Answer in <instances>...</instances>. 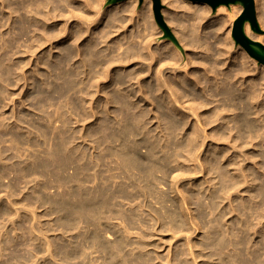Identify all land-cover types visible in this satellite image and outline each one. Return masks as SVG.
Returning a JSON list of instances; mask_svg holds the SVG:
<instances>
[{"label":"rangeland","instance_id":"rangeland-1","mask_svg":"<svg viewBox=\"0 0 264 264\" xmlns=\"http://www.w3.org/2000/svg\"><path fill=\"white\" fill-rule=\"evenodd\" d=\"M14 1V0H13ZM135 2L134 4H135V14H134V16H133V18H131V19H133V20H131V19H127V18H129L128 17V15H127V13H125V11H123V13H122V11H121V8H123L124 9V5H125V8L126 7H128V4L130 3V2ZM185 1L186 0H176L175 1V5H176V9H177V12L178 13H180V16L183 18V20L185 21H182L181 22V24H180V28H181V26H183L181 29H183V28H185V23H186V21L188 22V23H186V26H188L189 25V23L190 22H192V23H190L191 25H192V27L194 26V24L197 22V25H195L194 26V28L197 26V27H199V29L197 28V30H198V33H199V31H200V34H198L197 33V30H196V28L194 29H192V27H191V25H189L188 27L190 28L191 27V31H192V33H194L193 35H195L196 34V37H197V39H199V37H200V39L197 41V42H193L192 43V41H190L189 39H188V34L186 33V31H185V29H183V31L181 30V31H179V32H182V33H179L178 34V32H176L175 31V27H174V25H176L175 24V22H172V20H170V18L168 19V17H170L171 15H172V13H171V10H170V8H169V5H167V2L165 1V0H160V2H161V13H162V15H163V18H164V20H165V22L167 23V28H165V30L164 29H162L161 27H163L161 24H160V22L157 20V18H156V16H155V12H154V2H153V0H104L103 1V3L101 4V14H99V16L97 15L96 17H98V18H96L95 17V21H91V19H89L87 22H86V26L88 25H90L91 24V26H94V28L92 29V32L93 31H96V29L97 30H99V28L101 29V26H102V28L105 26V27H107V29L109 28V29H111L112 30V32H111V30H109L108 29V31H107V29L106 28H104V30H105V32L107 31L108 33H107V36L109 35V37H107L106 36V33H103V35L101 36V32L99 33V35H98V41L100 42L99 43V45L100 46H98L99 48H107V46H108V40H113V42L115 43V44H117V45H115V44H113V45H115V49H117V50H114V52H113V54L114 55H112L111 53V51H110V49H100L101 51H103V52H101V53H99L100 54V56L102 55V56H104V53H105V57L104 58H108V55L109 54H107V53H109V52H111L110 54L112 55V56H115V57H117V54H118V56L119 57H121L122 55H120V54H122L123 52H124V50L127 48V47H129V46H125V44H132V46L135 44V46L136 45H138V46H140L141 45V42L143 41V40H141L140 41V43H139V40H140V37L142 36V35H144V36H142L141 37V39L144 37H148V36H146V33H147V35L149 34V33H151L152 31H153V29L154 28H152V25H153V27H155V31H153L149 36H151L152 34H154L152 37H153V39H155V40H152V44H154L153 46H156V44L158 45L160 42H161V40L162 41H164V40H166V41H168V43L170 42V45H172L173 46V48H174V51H176L175 52V55L179 58V63L177 62V64H176V62H173L174 60L173 59H171L170 57H166V58H164L162 61H165L164 63H166V64H163L162 65V72L164 73V75H166V76H168V77H174L175 76V74L177 73V74H179V75H184V73L186 72L187 73V75H189V73L190 74H192V76H197L198 74H201V73H203V74H205L206 76H207V78H206V76H205V78H203L202 79V81H201V83H199V84H196L195 83V81L196 80H194V78H192V79H189V81L191 80V82H189L190 84L189 85H191L192 87H194L195 88V90H197V89H199V93L201 94L200 95V97H195V95H193L192 94V98L194 99V102L196 101H200L201 100V102L202 103H204L205 102V100H206V102L205 103H208V106H206L205 108L203 107L202 109L203 110H207V111H209L210 110V108H212V110H213V106H215V109H220L221 110V112H222V115H226V122L225 121H223V124H225L224 126H226V128H227V130H228V135H231V139L232 138H235V139H233V142H231V143H233V144H231L230 142H228L227 143V140L225 141L224 139H219L220 141H218V139L216 140L215 138V140L213 141V139H210L209 137H214L215 135H213L212 133H211V130L212 129H210L211 127H212V125L214 126V124H217V123H221L220 122V120L218 121V120H216L217 122H214L213 124H210L209 125V129H210V131H209V129H208V126H207V130H205L204 132H207V134L208 133H210V134H208V135H210L207 139H206V141L207 142H210L208 145H210V146H208V145H204L205 147H203V146H201V147H199L198 149H196V150H193V153H195V154H191V155H189V156H187V154H188V151L186 152V150H182V149H178V150H176L177 152H179V160H177L178 161V163L177 162H173V170H172V172L169 174V175H167L166 177H164V179H163V182H161V183H163V184H157L158 185V187H159V189H161L162 191L164 190V192H166L168 189V192H166L167 194H169V195H180V194H182L181 192H179V193H177V188L174 186L175 184H174V181L172 180L173 178H174V176H176V174H177V180H179L178 181V183H181L180 184V186L182 187L181 189L183 190V191H192V192H194L195 193V197L193 196V202L192 203H189V204H186V205H183L184 207H183V209H182V213H183V217H184V219H185V221H186V223L187 222H189V223H187V229L186 228H182L180 231L179 230H171V229H169V227L170 226H168L167 224H165L164 225V222L162 223H160V222H155L156 223V225H155V223L153 222V221H155V219H153L151 216H150V214L148 213L149 212V210L146 208V207H143L142 208V210H144V208H145V212H143V211H141L140 210V208H136V205H133V206H131V205H128V204H124V206L125 207H128V208H131V207H134V208H136L137 210H136V212H139V210L142 212V215H143V218L144 219H146V217L145 216H149L147 219H146V224H140V223H142V222H138V223H136L135 224V227H133V228H131L132 229V235L130 236L131 237V239H133L134 241H138V240H140V242H142L143 240L142 239H138V238H140V236H138V235H140L142 232L144 233V234H146V236H148V234H149V236L147 237V239H144V241H147V242H149V243H145L144 245L146 246L145 247V249L146 250H150L151 252H153L154 251V254L153 255H156V256H154V258H157V261H154V262H152V264L154 263V264H161L162 263V261H161V259L163 258V259H165V258H167V259H171L172 257H174V258H172L173 260H171V263L172 264H176V262H178V261H180V259H182V258H184L185 257V254H183V253H179L178 251H180V249L179 248H181V250H185V252L186 251H189L187 248H188V243L190 242V243H192V244H194V246L196 245H199V246H197V248H196V246L194 247L195 249H196V252H198V253H200V255H202V252H200V250H204L203 248H205L204 246H202V242H203V238H204V235H205V233H206V235L205 236H209V235H211L212 234V232L214 231V227H218L219 228V230H220V232L221 231H223V230H225V229H223V228H220L219 227V225L218 224H221L219 221H218V219H221L220 218V216H221V214L223 215L224 214V212H225V214L223 215V217H222V222H223V224H224V227H229V226H231L230 227V231L227 229V232H226V234H228L229 236L230 235H232V236H230L229 238L230 239H232L233 238V240H234V242L237 244V247H238V245L240 244V246H242L243 247V249L245 250V251H243V254H242V257L244 256V257H246L247 259H251V258H253V256H258L259 254L261 255V256H259L260 258H261V260H262V263H260V264H264V240L262 241V239L264 238V210H262V208L264 209V196H261L262 195V193H261V190L263 191V195H264V148H262V147H264V129H262V128H264V110H263V108H264V63L263 62H260L259 60H257L256 58H254L253 56H251L250 54H249V52L239 43V42H237V40L234 38V36H233V33H232V31H233V25H234V22H235V20H236V18L241 14V12L243 11V9H244V2L242 1V0H237V1H233V2H230V3H222V4H219V5H217V6H213V5H211L210 3H207V4H203V6H205V5H207L208 7H209V9H207V12H208V15L212 18L211 19V21H213V24H211V26L213 25H216L217 23H218V20H219V17H222V15H224L226 18H227V23L224 25V26H222V28H219V29H214V28H211V26H210V23L209 22H206V19L207 18H202V16L200 15V13L199 12H197L196 13V15H192V13L191 12H193V11H195L194 9V7H191V6H189L188 5V8H187V4H185ZM193 1V0H192ZM262 1H264V0H262ZM255 2H256V20H257V25H258V27H256V26H254V25H252V23H251V31H252V35H249V33H248V31H247V29L244 27V31H245V34L249 37V38H251V39H253V40H255L256 42H257V44H252V46H254L255 45V47L257 48V49H262V51H260V50H257V49H255L254 47V49H255V51H257L261 56H263L264 57V23H263V21H264V14H263V9H262V5H261V0H255ZM3 3V2H2ZM2 3L0 2V12L2 13H0V25H2L0 28H1V30H0V59L2 60V61H0L1 63V70H0V77H2L1 79H0V95L2 94V97L0 96V121H1V123H0V133H3V134H0V152L3 154H1L0 155V187L2 186V188H0V264H8L9 262H10V264H26L25 262H27V264H37V263H39V264H64L65 263V261H64V259H65V257H64V254L62 253V251H61V247H62V245L63 246H65L66 244L65 243H70L71 242V247H74V245L77 243V239H78V231H81L82 229V233H85V231L87 232L88 231V226H86V224H81L82 226H81V228H80V230H79V228H77V230H75L76 228H73L72 230L70 229V231H68V232H66L67 230L65 229V231H64V229H62V226H59V224L57 225V220L59 219V217H60V214H59V212H53L51 209H49L50 208V204H48L49 202L47 201L48 200V198H50V197H53L54 196V198H56L57 197V199L58 198H62V194L63 193H65L68 189H70L71 188V186L70 185H74L75 183H78L79 185L81 184V183H79V182H75L74 181V183L73 182H71L72 184H67V185H65V183H63L62 181H60V180H58V176H57V174H58V172H59V176H60V173H61V175H65V172H66V174H75V173H78V172H81V173H79L82 177L83 176H89V172H90V176L89 177H92L91 179H92V182H94V184H92V182L90 181V180H88V181H86L85 182V186L86 187H90V188H92L93 186H95V185H97V183H99V182H101L98 178V180L95 178V177H97V176H95V175H97V171H98V168L100 169V167L102 166V172L105 174L106 172V176H111L112 175V173L114 172V170L115 169H113V166L112 165H114V163H115V157H114V155H111L110 154V152L109 153H107L108 151H107V149L106 150H102L103 152L101 153V149L100 148H95V145L93 146V142L95 141V140H93V139H96V137H98V136H96V135H98V134H96L95 133V131L94 130H96L97 129V127H99L100 126V124H98V123H100V122H102V117L103 116H101L102 114H99L98 116H96V115H92L89 119H92V120H88L87 119V121H83L84 119L82 118V116H81V114H80V110H81V107L83 106H90L89 105V102L91 101H89V102H84V100H83V97H81L82 95L80 94V93H82V92H80V88L81 87H83L84 86V84L82 83V77H81V74H80V76L78 75V73L77 72H79V71H77L76 73V83H77V86H75V87H80V88H78V90H79V92H78V90H77V88H72L71 90H72V93H71V90H69V91H67L66 90V88H64V83H63V81L61 80V79H58L57 78V76L55 75L56 74V71L55 70H52V69H49L46 65L44 66L43 64H44V61H45V63L46 62H54V61H56L57 59H58V56L60 57L62 54H61V48H60V46H63L64 44H65V42H69V44L71 45V46H73L74 44H73V40L72 39H64V35L63 34H61V35H59V38H57L56 36H54V38L55 39H52L53 37H51L50 39H45V40H41L40 42H39V44H37V39H39V34H40V30H42L43 29V27L44 26H47V25H44V24H42L41 22H36L35 24H33V25H31V27H29L28 29H27V31L25 32V33H23V34H20L19 33V29H17L16 27H18V21L16 22V19L17 20H19L18 18H19V13L20 12H22L23 13V15H26L28 18H29V15H27V14H25L26 13V11H24L23 9H18L17 8V6H16V3L15 4H13L12 6H8V5H5L4 6V4L2 5ZM9 3V2H8ZM199 5L200 4H197V2H196V5H195V7L197 8H200L199 7ZM7 6V7H6ZM123 6V7H122ZM151 6V7H150ZM201 7H202V5H200ZM240 7V6H242V10H241V12L239 13V14H237L236 13V9H233L234 7ZM13 7V8H12ZM121 7V8H120ZM178 7V8H177ZM8 8H10V9H8ZM17 8V9H16ZM116 8V9H115ZM119 8H120V12H119ZM147 9V10H145V11H147V12H145V11H143V14H144V16H145V18L147 19V17H148V20H146L145 18H144V16L142 15V11H140V10H144V9ZM14 9V10H13ZM113 9V10H112ZM115 9V10H114ZM151 9V10H150ZM192 9V10H191ZM203 9V8H202ZM4 11V13H3V11ZM107 11V10H109V11H107L105 14H103V11ZM111 10V11H110ZM170 10V11H169ZM188 10L190 11V12H188ZM10 11H14L13 13L12 12H10ZM17 11V12H16ZM20 11V12H19ZM113 11H115V12H118L119 13V15L120 16H124L125 15V17H126V19H124V21H126L127 20V22L126 23H124V21H123V24H126V26L125 27H123V28H120L121 30H119V31H117L116 30V28H117V26H116V24H117V20L115 19V17L113 18ZM180 11V12H179ZM9 12V13H8ZM137 12H138V14H137ZM150 12V13H149ZM184 12V13H183ZM10 13H12V14H10ZM15 13V14H14ZM17 13H18V15H17ZM107 13L109 14L108 16H107ZM112 13V14H111ZM147 13V14H146ZM151 13H152V15H151ZM186 13H187V15H186ZM262 13V14H261ZM8 14V15H7ZM141 14V15H140ZM149 14V15H148ZM170 16H169V15ZM188 14H190V16L188 15ZM6 15H7V17H6ZM9 15H11V17L9 16ZM14 15H15V18H14ZM138 15V16H137ZM148 15V16H147ZM182 15H184V16H182ZM262 15V16H261ZM17 16V17H16ZM112 16V17H111ZM143 16V17H142ZM147 16V17H146ZM153 16V17H152ZM188 18H187V17ZM191 16H193V18L191 17ZM195 16V17H194ZM2 17H4L3 19H6V20H4L3 21V19H2ZM138 17V18H137ZM149 17H150V19L151 20H154L153 21V24L151 23L152 21L149 19ZM186 17V18H185ZM260 17H262V18H260ZM9 18V19H8ZM21 18V17H20ZM103 18V21L102 22H98V25H96V23H97V19H99V20H101ZM106 18H108V20L106 19ZM146 20V22L148 23L147 25H146V30H144L145 29V26H144V24L143 23H145V20ZM260 18V19H259ZM112 19H114V20H112ZM142 21H141V20ZM169 20V22H167V20ZM187 19H189V20H187ZM193 19H196L197 21L194 23L193 21ZM202 19V20H201ZM67 20V19H66ZM64 21V23L66 24V22H68V20L67 21ZM69 20H73L72 18L70 19L69 18ZM106 20V21H105ZM116 20V21H115ZM132 22H131V21ZM140 20V21H139ZM198 20H200L199 21V23H198ZM216 20V21H215ZM3 21V22H2ZM13 21V22H12ZM34 21V20H33ZM33 21H31V23H33ZM52 21H54L53 19L52 20H49V21H47L48 23H50V22H52ZM105 21V22H104ZM108 21H111L112 22V26H111V22H110V27H109V22ZM115 22V25H113L114 24V22ZM130 21V22H129ZM137 21V22H136ZM35 22V21H34ZM103 22H104V24L105 25H102L103 24ZM129 22V23H128ZM141 24H143V25H141ZM184 22V24H182ZM246 22V21H245ZM4 23V24H3ZM68 23H70V21L68 22ZM87 23H89V24H87ZM128 23V24H127ZM152 25H151V24ZM172 23V24H171ZM209 23V24H208ZM6 24V25H5ZM28 24V23H27ZM108 24V25H107ZM136 25V24H138V26L136 25V26H134L133 27V25ZM146 24V23H145ZM156 24V25H155ZM200 24V25H199ZM14 25V26H13ZM17 25V26H16ZM100 25V26H99ZM155 25V26H154ZM4 26V27H3ZM33 26V27H32ZM52 26V27H51ZM87 26V27H88ZM98 26H99V28H98ZM144 26V28H142ZM151 26V28L152 29H150L149 27ZM245 26V25H244ZM9 27V28H8ZM35 27H36V29H35ZM40 27V28H39ZM49 28H51V29H53V27H54V31L56 30H58V29H56L57 28V25L56 24H52V25H50V26H48ZM116 27V28H115ZM140 27V28H139ZM188 27H186V29H187V31H189V32H191L190 30H188ZM31 28H33V29H31ZM96 28V29H95ZM115 30H114V29ZM130 28V29H129ZM136 28H139V31L140 32H138L137 33V29ZM147 28H149V29H147ZM40 29V30H39ZM144 30V31H146V33H142L141 34V32H144V31H142V30ZM18 30V31H17ZM38 30V31H37ZM132 30L135 32V33H133L134 34V38H131V34H132ZM150 30H152V31H150ZM114 31H115V33H114ZM123 31H125V32H123ZM148 31V32H147ZM18 32V33H17ZM123 32V33H122ZM129 32V33H128ZM34 33V34H33ZM112 33V34H111ZM117 33V34H116ZM128 33V34H127ZM131 33V34H130ZM137 33V34H136ZM140 33V34H139ZM184 33V36L183 35H181V34H183ZM111 34V35H110ZM121 34V35H120ZM123 34V35H122ZM124 34H125V36H124ZM130 34V35H129ZM133 34H132V37H133ZM186 34V35H185ZM35 35V36H34ZM89 35H91V32L90 31H87V34H86V32H85V34L81 37V39H79L78 40V42H79V46L81 45V46H83V45H87V43L89 44V41H90V39H91V36H89ZM105 35V36H104ZM120 35V36H119ZM177 35V38L176 39H178L177 41H178V43L177 42H175V40H174V36H176ZM181 35V39H179V37L178 36H180ZM32 38V41H31V38ZM37 36V37H36ZM118 36H119V38L120 39H122V41H123V39H125L126 40V42L125 41H123V43L121 42L120 43V45H119V43L118 42H120L119 41V39H117L118 38ZM124 36V37H123ZM136 36V37H135ZM156 36V37H155ZM187 36V37H186ZM27 37H29V39H30V42H29V39L27 38ZM106 37V38H105ZM112 37V38H111ZM116 37V38H115ZM202 37V38H201ZM37 38V39H36ZM87 38H88V40H87ZM102 38H103V40H104V42H103V40H102ZM113 38H115V39H113ZM127 38H129V39H127ZM187 38V39H186ZM100 39H101V41H100ZM17 40V41H16ZM47 40V41H46ZM49 40V41H48ZM52 40V41H51ZM57 40V41H56ZM68 40V41H67ZM88 42H87V41ZM106 40V41H105ZM128 40V41H127ZM130 40H133L132 42L130 41ZM204 40V41H203ZM16 41V42H15ZM39 41V40H38ZM43 41H44V44H43ZM51 41V42H50ZM72 42V44H71V42ZM130 41V42H129ZM172 41V42H171ZM202 41V42H201ZM103 42V43H102ZM125 42V43H124ZM134 42V43H133ZM157 42H159V43H157ZM177 44V45H179L178 47H177V45L175 44V43ZM190 42L192 43V44H190ZM31 43V44H30ZM37 45H36V44ZM54 43V44H53ZM108 43V44H107ZM138 43V44H137ZM172 43H174V44H172ZM184 43H186V44H184ZM197 43V44H196ZM204 43V44H203ZM92 43H91V41H90V45H91ZM140 44V45H139ZM199 44H201L200 46H198ZM104 45V46H103ZM124 45V46H123ZM180 45H182V47L180 46ZM197 45V46H196ZM123 48V47H125V48H123V49H121V47ZM137 46V47H138ZM176 46V47H175ZM38 47V48H37ZM118 47H119V49H118ZM258 47H260V48H258ZM30 48V49H29ZM53 48V49H52ZM59 48V49H58ZM178 48V49H177ZM123 50V51H121V50ZM180 49H181V51H180ZM225 51L224 53H223V51ZM228 49V50H227ZM37 50V51H36ZM109 51V52H107V51ZM184 50V51H183ZM219 50H220V52H219ZM105 51V52H104ZM116 51H119V52H117L116 53ZM227 51V52H226ZM50 52V53H49ZM121 52V53H120ZM178 52H181L180 54L178 53ZM208 52V54H206ZM222 52V53H221ZM57 53V54H56ZM103 53V54H102ZM184 53H185V55H184ZM59 54V55H58ZM107 54V55H106ZM179 54V55H178ZM182 54V55H181ZM48 57H47V56ZM181 55V56H180ZM186 56V58L184 57V56ZM204 55V56H203ZM212 55V56H211ZM39 56V57H38ZM218 58H217V57ZM2 57V58H1ZM41 57V58H40ZM46 57V58H45ZM54 58V59H52V58ZM142 58V57H140V56H137V55H135L134 57H131V58H133V59H128L127 58V60H123V62H119V63H115V64H112V67L115 69L116 67H118V68H116L117 70H120L121 68H129V69H131V67H133V68H138V67H142V66H146V65H148V62L147 61H149L148 59H146V58H142L143 59V61H145V62H147V63H144L143 61H141L140 59H136V58ZM182 57V58H181ZM216 57V58H215ZM229 57V58H228ZM235 57V58H234ZM12 58V59H11ZM169 58V59H168ZM181 58V59H180ZM185 59L184 61H182L181 62V60L182 59ZM20 59H21V62H20ZM43 59V60H42ZM101 59V58H100ZM166 59V60H165ZM172 61H171V60ZM200 59V60H199ZM11 60V61H10ZM147 60V61H146ZM168 60V61H167ZM202 60V61H201ZM211 60V61H210ZM215 60V61H214ZM5 61V62H4ZM43 61V62H42ZM131 63H130V62ZM212 61H213V66H214V68H213V66H212ZM38 62H39V64H38ZM125 62H127V64L125 63ZM173 62V63H172ZM181 62V63H180ZM204 62H206V63H204ZM209 63V65H208V63ZM248 62H250V63H248ZM5 63V64H4ZM21 63V64H20ZM67 63H69V62H67ZM122 63H123V65H122ZM125 63V64H124ZM139 63V64H138ZM140 63H144L143 65L142 64H140ZM197 63V64H196ZM200 63V64H199ZM211 63V64H210ZM215 63V64H214ZM181 64V65H180ZM199 64V65H198ZM233 64V65H232ZM100 65V67L99 66H97V69H100L101 68V66H102V64H99ZM119 65V66H118ZM133 65H135V66H133ZM177 65H180V66H177ZM184 66V68H183V66ZM205 67H204V66ZM217 65H220L221 67H219V66H217ZM231 65H232V67H231ZM247 65V66H246ZM3 66H4V68H3ZM125 66V67H124ZM131 66V67H130ZM194 66V67H193ZM207 66V67H206ZM212 66V68L211 69H209L210 67ZM237 66V67H236ZM241 66V67H240ZM5 67H6V69H5ZM9 67V68H8ZM45 67H47V68H45ZM179 67V68H178ZM215 67H217V68H215ZM239 67H240V69H239ZM243 67V68H242ZM248 67V68H247ZM120 68V69H119ZM132 68V69H133ZM187 69V71H186V69ZM197 68V69H196ZM206 68H208L207 69V71H209L208 73H206L207 71H206ZM233 68V69H232ZM236 68V69H235ZM246 68V69H245ZM251 68V69H250ZM5 69V70H4ZM214 69H216V70H214ZM221 69V70H220ZM223 69V70H222ZM230 69V70H229ZM248 69V70H247ZM3 70H4V72L5 73H3ZM194 70V71H193ZM197 70V71H196ZM200 70V71H199ZM211 70H212V72H213V70L215 71V72H213V73H211ZM234 70V71H233ZM242 70L244 71V72H242ZM9 71V72H8ZM11 71V72H10ZM50 71H52V72H50ZM53 71L55 72V74L53 73ZM190 71V72H189ZM196 71V72H195ZM203 71V72H202ZM224 73H223V72ZM226 71V72H225ZM233 71V72H232ZM245 71H246V73H245ZM247 71H249V72H247ZM251 71V72H250ZM230 72H232V74L230 73ZM240 74H245V75H240ZM257 72V73H256ZM12 73V74H11ZM144 73V72H143ZM163 73H161V74H163ZM195 75H194V74ZM198 73V74H197ZM217 75H216V74ZM227 73V74H226ZM1 74H2V76H1ZM145 74V76H146V74H147V72L146 73H144ZM143 74V75H144ZM169 74V75H168ZM225 74V75H224ZM236 74V75H235ZM260 74V75H259ZM8 77H7V76ZM214 75V76H213ZM219 75V76H218ZM221 75V76H220ZM52 76V77H51ZM216 76H218V77H216ZM235 76H237V77H235ZM7 77V78H6ZM11 77V79H12V81H11V79H9ZM79 77L81 78L80 79V81H81V84H80V81H79ZM221 79H220V78ZM224 77L226 78V80L224 79ZM231 77V79H229ZM252 77V78H251ZM261 78V80H260V78ZM210 78V79H209ZM3 79V80H2ZM9 79V80H8ZM55 79V80H54ZM216 79V80H215ZM227 79H229V80H227ZM232 79H233V82H232ZM236 79V80H235ZM253 79V80H252ZM18 80V81H17ZM104 80V79H103ZM199 80H201V79H199ZM220 80V81H219ZM222 80V81H221ZM237 80H239V81H237ZM8 81V82H7ZM79 81V82H78ZM205 81H207V82H205ZM216 81H218V82H216ZM224 81H225V83H224ZM256 81V82H255ZM259 81H260V83H259ZM263 81V82H262ZM3 82V83H2ZM5 82V83H4ZM10 82H12V83H10ZM18 82V83H17ZM210 82V83H209ZM214 84H213V83ZM221 82H222V84H221ZM227 82V83H226ZM235 82H237V83H235ZM255 82V83H254ZM7 83V84H6ZM31 83V84H30ZM192 83L195 85V86H193L192 85ZM206 83H207V87H210L211 88V91L210 92H206L205 91V89H204V86L206 85ZM224 83V84H223ZM229 83H231V85H234V88L237 90V92H240V95H241V97L243 98V96H244V98H243V101L241 100V102H240V104L242 105V107L240 106V108H236V110H235V106H233V105H230L229 107H228V105H224V107L226 106V111H225V109L224 110H222V107H223V101L222 100H224V98H223V96H227V94H221V96H220V89H221V87H224L225 86V84H226V86L228 85H230ZM239 83V84H238ZM245 83V84H244ZM247 83V84H246ZM2 84V85H1ZM53 84V85H52ZM78 84H80V85H78ZM202 84V85H201ZM211 84V85H210ZM217 84V85H216ZM238 84V85H237ZM250 84V85H249ZM253 84H257V85H254L253 86ZM259 84H261V85H259ZM218 85H219V87H218ZM244 85V86H243ZM248 85V86H247ZM212 86V87H211ZM215 88H214V87ZM225 86V87H226ZM237 86V87H236ZM241 86H243V87H241ZM253 86V87H252ZM56 87H57V90H59V91H57V90H55L56 89ZM238 87H240V88H238ZM244 87H246V88H244ZM249 87V88H248ZM5 88V89H4ZM39 90H37V89ZM55 88V89H54ZM59 88V89H58ZM213 88V89H212ZM1 89H3V92H1ZM62 89V90H61ZM64 89V90H63ZM76 89L77 91H74V90ZM217 89V90H216ZM238 89H239V91H238ZM247 89H248V91H247ZM252 89H253V91H252ZM254 89H255V92H254ZM5 90V91H4ZM91 90H93V88L91 89ZM243 90V91H242ZM245 90V91H244ZM250 90V91H249ZM259 90V91H258ZM263 91V93H262V91ZM74 91V92H73ZM214 91V92H213ZM217 91H218V93H217ZM247 91V92H246ZM257 91V92H256ZM261 91V92H260ZM5 92V93H4ZM78 93V94H76V93ZM197 92H198V90H197ZM245 92V93H244ZM3 93L4 94H6V96L5 95H3ZM98 93V92H97ZM208 94V96H207V94ZM214 93V94H213ZM248 93V94H247ZM251 93H252V95H251ZM255 93H256V97H257V99H253V98H256L254 95H255ZM257 93L259 94H261L262 93V95H257ZM74 94V95H73ZM99 94V96H101L100 94H102V92H99L98 93ZM97 94V95H98ZM209 94H210V96H209ZM213 94V95H212ZM218 94V95H217ZM249 94H250V96H249ZM254 94V95H253ZM71 95H73V96H71ZM97 95H95V96H97ZM103 95V94H102ZM212 95V96H211ZM217 96V97H215V96ZM70 96V97H69ZM75 96V97H74ZM201 96H205V97H201ZM214 96V97H213ZM220 97V99H219V97ZM260 96V97H259ZM195 97V98H194ZM210 97V98H209ZM247 97V98H246ZM259 97V98H258ZM37 98V99H36ZM73 98V99H72ZM78 98H79V100H78ZM186 98H189V96L187 95L186 96ZM201 98V99H200ZM218 98V99H217ZM246 98V99H245ZM251 98V99H250ZM75 99V100H74ZM81 99V100H80ZM211 101H210V100ZM215 99V100H214ZM249 99V100H248ZM39 100V101H38ZM72 100V101H71ZM74 100V101H73ZM76 100H77V102H76ZM218 100V101H217ZM247 101L248 100V104L250 105H248L249 106V108H250V110H249V113L246 115V117H245V115L243 116L244 117V119L246 118V119H250V120H253V123H254V128H256V129H254L253 128V130H245L244 129V131L243 132H238L237 131V128H236V126L239 124L238 122H237V119H236V115H237V113H239V112H241L242 110H244L245 108V106H246V104H245V101ZM255 100V101H254ZM259 100V101H258ZM70 103H69V102ZM220 101L222 102V103H220ZM226 101H227V99H226ZM225 101V102H226ZM261 101V102H260ZM71 102H73L72 104H71ZM75 102V103H74ZM193 102V101H192ZM197 102V103H198ZM212 102H213V104H212ZM218 102V103H217ZM81 103H82V106H81ZM204 103V104H205ZM69 104H71L73 107L71 108V105H69ZM80 104V105H79ZM85 104V105H84ZM87 104V105H86ZM187 104H189V103H187ZM211 104V105H210ZM218 104H219V106H218ZM222 106H221V105ZM254 104V105H253ZM206 105V104H205ZM218 107H217V106ZM243 105H245V106H243ZM77 106V107H76ZM81 106V107H80ZM212 106V107H211ZM220 106H221V108H220ZM251 106H253V107H251ZM260 106H261V108H260ZM254 107H255V109H254ZM71 108V109H70ZM173 108V107H172ZM228 108V109H227ZM252 108H253V110H252ZM74 109H75V111H74ZM232 109V111H230ZM256 109H257V114L255 113L256 112ZM258 109H259V111H258ZM261 109V110H260ZM73 110V111H72ZM174 110V112L175 113H179V111H178V109H175V108H173L172 109V111ZM176 110V111H175ZM201 110V109H200ZM229 110V111H228ZM233 110H235V111H233ZM238 110V111H237ZM252 110V111H251ZM263 110V111H262ZM76 111H79V113H78V116H77V113H76ZM75 112V113H74ZM233 112V113H232ZM250 112H251V114H250ZM259 112V113H258ZM261 112V113H260ZM49 113H50V116H49ZM55 113V114H54ZM236 115H235V114ZM252 113H253V115H252ZM254 113H255V115H257V116H255L254 115ZM80 114V115H79ZM230 114H231V117H230ZM233 114V115H232ZM263 116H262V115ZM55 116V118L53 117V116ZM229 117H228V116ZM262 117H260V116ZM80 116H81V120H80ZM232 116H233V119H232ZM247 116H249V117H247ZM251 116V117H250ZM53 117V118H52ZM78 117H79V119H78ZM253 117V118H252ZM258 117V118H257ZM51 118H52V120H51ZM97 118H100V119H97ZM229 118V119H228ZM231 118V119H230ZM255 118H256V120H255ZM55 119V121H53ZM58 119V120H57ZM259 119V121H257ZM57 120V121H56ZM195 120V119H194ZM231 120V121H230ZM233 120V121H232ZM99 121V122H98ZM229 123H228V122ZM235 121V122H234ZM257 123H256V122ZM3 122V123H2ZM36 122H37V124H36ZM51 123L50 125L52 126V127H50V125H49V123ZM54 122V123H53ZM83 122H85V123H83ZM96 122H98V123H96ZM195 123H197L196 122V120L194 121ZM237 122V123H236ZM34 123H35V125H38V123L40 124V125H38V126H35L34 125ZM46 123L48 124V125H46ZM56 123V124H55ZM5 124V125H4ZM7 124V125H6ZM9 124V125H8ZM43 124H45V125H43ZM88 124H90L91 126H92V128H91V126L89 125L88 126ZM93 124H94V126H93ZM95 124H98V126H96ZM231 124V125H230ZM233 124V125H232ZM42 125V126H41ZM54 125H57L56 126V131H55V127H54ZM84 125V126H83ZM85 125H87L88 127H89V129H91L90 130V133L92 132V134H90L89 136H87L86 135V137H85V135H84V129H85ZM192 125V124H191ZM191 125H187L186 127L188 128V127H191ZM236 125V126H235ZM260 125V126H259ZM9 126V127H8ZM45 126H47V128L45 127ZM61 128H60V127ZM63 126V127H62ZM260 127L259 129H258V127ZM262 126V127H261ZM3 127H5V128H3ZM19 127V128H18ZM22 127V128H21ZM43 127H44V129H43ZM235 127V128H234ZM22 130H21V129ZM50 128V129H49ZM52 128H54V129H52ZM58 128V129H57ZM64 128V129H63ZM69 128V129H68ZM82 128V129H81ZM93 128H96V129H94L93 130ZM234 129V131H230L231 129ZM15 129V130H14ZM17 129L19 130V131H17ZM39 129V130H38ZM42 129V131L44 132H42V131H40ZM45 129H48V130H45ZM60 129V130H59ZM61 129H63V130H61ZM232 129V130H233ZM236 129V130H235ZM12 130V131H11ZM15 132H14V131ZM37 130V131H36ZM49 130H51V131H49ZM68 130H69V132H68ZM2 131V132H1ZM11 131V132H10ZM22 133L23 132V134L21 135V134H19V135H21V138H17V135H18V133ZM47 131V133H45ZM53 131L55 132V135L53 134ZM60 131V132H59ZM66 131V132H65ZM230 131V132H229ZM24 132H26L25 134H24ZM39 132V133H38ZM63 133L64 132V134H63V136H62V134H58V133ZM94 132V133H93ZM253 132V133H252ZM260 132V133H259ZM261 132H262V134H261ZM13 133H16V134H13ZM58 134V136H57V134ZM68 133V134H67ZM81 133H83L82 135H81ZM231 133V134H230ZM238 133V134H237ZM239 133H240V135H239ZM248 135H247V134ZM28 134V135H27ZM40 134V135H39ZM47 134H48V137H47ZM67 134V136H65ZM70 134V135H69ZM96 134V135H95ZM213 136H212V135ZM253 134V135H252ZM258 134V135H257ZM15 136L14 138L15 139H13V136ZM25 135V136H24ZM59 135H60V137H59ZM92 135V137H90ZM206 135V134H205ZM233 135H235V136H233ZM244 135V136H243ZM246 135V136H245ZM256 135V136H255ZM12 136V137H11ZM23 136L25 137V138H23ZM44 136H46L45 138H44ZM55 136H57L56 138H58V139H56L55 140ZM71 136V137H70ZM94 136V137H93ZM96 136V137H95ZM240 136H242V137H240ZM253 138H252V137ZM260 138H259V137ZM53 139H52V138ZM64 137V138H63ZM244 137V138H243ZM246 137V138H245ZM249 137H250V140H249ZM257 137H258V139H257ZM30 139L29 141L31 142V145H30V142L28 141V139ZM63 138V139H62ZM69 138V139H68ZM85 138V139H84ZM236 138H238V143H237V141H234V140H236ZM13 139V140H12ZM18 139V140H17ZM22 139H24V140H22ZM25 139L27 140V141H25ZM45 139H47L48 141H46ZM71 139V140H70ZM83 139V140H82ZM240 139V140H239ZM241 139H243V140H241ZM254 139H255V141H254ZM3 140V141H2ZM15 140H17V141H15ZM32 140H34V142H35V144L33 143V141ZM38 140H39V144H38ZM61 140V141H60ZM64 140V141H63ZM68 140V141H67ZM85 140H88V141H85ZM89 140H90V142H91V144H89ZM249 140V141H248ZM256 140H257V142H256ZM13 141V142H12ZM37 141V142H36ZM57 141H59L58 143H57ZM63 141V142H62ZM218 141V142H217ZM223 141H225V142H223ZM250 141H252V143H254V144H252ZM2 142V143H1ZM16 142V143H15ZM23 142V143H22ZM27 142V143H26ZM47 142V143H46ZM61 142L63 143V144H61ZM65 142V143H64ZM67 142V143H66ZM213 142V143H212ZM13 143V144H12ZM18 143V145H16ZM25 143V144H24ZM235 143H237V144H235ZM248 145V147H247V145ZM261 143H263V144H261ZM14 144H15V147H14ZM56 144V145H55ZM64 144H66V145H64ZM214 144L215 145H217L216 147L214 146ZM250 144H252V146L250 145ZM257 144V145H256ZM260 144H261V146H260ZM11 145H12V147H14V148H12L11 147ZM21 145V146H20ZM52 145V146H51ZM58 145H60V147L61 146H63L64 147V149H63V147H61V150H62V153H63V155H65L66 153V155H65V157L67 156V159H71L72 158V160H68V161H70L71 162V167L69 166L68 168H66L65 170H64V173H63V167L62 168H60V165H59V163L61 164V162H60V158H59V155L58 154H56V153H54V149H56L57 148V146ZM92 145V146H91ZM211 145H212V147H211ZM221 145V146H220ZM236 145V146H235ZM244 145V147H242V146ZM263 145V146H262ZM19 148H18V147ZM53 146H54V148H53ZM55 146H56V148H55ZM232 146H234V147H232ZM237 146H238V148H237ZM254 146H257V147H254ZM259 146V147H258ZM50 147H51V150H50ZM66 147V148H65ZM203 147V148H202ZM225 147H226V149H225ZM228 147V148H227ZM239 147L241 148V149H243L242 150V153H240L241 152V149H239ZM246 147V149H244ZM2 148V149H1ZM213 148V149H212ZM216 148V150H214ZM232 148V150H230ZM235 148H237V150L235 149ZM4 149V150H3ZM49 149V150H48ZM52 149H53V151H52ZM66 149H67V151H66ZM100 149V150H99ZM224 149V150H223ZM235 149V150H234ZM250 149H252V150H250ZM63 150H65V152L63 151ZM145 150V148L143 149V151ZM229 150V151H228ZM239 150V151H238ZM263 150V151H262ZM5 151V152H4ZM47 151V152H46ZM51 151V153H49ZM105 151H106V153H105ZM186 152V153H183V152ZM225 151V152H224ZM231 151V152H230ZM238 151V152H237ZM243 151H244V153H243ZM250 151H251V155L249 154L250 153ZM256 151V152H255ZM48 153V154H50L49 156H48V154H46V153ZM214 152H215V154H214ZM225 153V155H226V159H224V157H225V155H224V153ZM228 154H227V153ZM235 152V153H234ZM43 153V154H42ZM53 153V154H52ZM69 153V154H68ZM102 155H101V154ZM183 153V154H182ZM220 153H221V155H220ZM232 153V154H231ZM238 153V154H237ZM249 154V155H247V154ZM46 154V155H45ZM52 154V155H51ZM55 154V155H54ZM70 154L72 155V157H70ZM181 154L183 155V156H181ZM218 154H219V157H220V159H219V157H217L218 156ZM240 154V155H239ZM243 156H242V155ZM38 155H39V163H37L38 162ZM40 155H41V158H40ZM57 155V156H56ZM68 155H69V158H68ZM99 157H98V156ZM186 155V156H185ZM194 155V156H193ZM236 155H238V156H236ZM254 155V156H253ZM36 156H37V158H36ZM44 156V157H43ZM45 156H47V158L49 159V160H44V159H47ZM193 156V157H192ZM223 156V157H222ZM241 158H240V157ZM261 156V157H260ZM55 157V158H54ZM74 157V158H73ZM113 157V158H112ZM182 157V158H181ZM183 157H185V159H184V161L182 160L183 159ZM191 157H192V160H191ZM234 157V158H233ZM43 158V159H42ZM98 158V159H97ZM223 158V159H222ZM252 158H255V160L254 159H252ZM36 159V160H35ZM56 159V160H55ZM57 159H59V160H57ZM96 159H97V161H96ZM188 159V160H187ZM220 161H219V160ZM236 159V160H235ZM243 159H245V160H243ZM252 159V160H251ZM42 160H44V161H41ZM74 160V161H73ZM76 160V161H75ZM223 160V161H222ZM229 162H228V161ZM231 160V161H230ZM233 160H235L234 162H233ZM255 162H254V161ZM46 161V162H45ZM51 161V162H50ZM54 161V162H53ZM56 161V162H55ZM87 161V162H86ZM114 161V162H113ZM218 161V162H217ZM238 161V162H237ZM245 161V162H244ZM44 162V163H43ZM48 162V163H47ZM54 163V165H53V163ZM59 162V163H58ZM75 162V163H74ZM84 162V163H83ZM97 162H98V164H97ZM102 164H101V163ZM111 162H113V163H111ZM184 162H186V163H184ZM189 164H188V163ZM228 162V163H227ZM231 162H232V164L234 163L235 164V166H232L231 165ZM34 163H37V164H34ZM42 163H43V165H42ZM45 163L48 165V168L46 167L47 165H45ZM51 165H50V164ZM90 163V164H89ZM92 163V164H91ZM93 163H94V165H93ZM110 163V164H109ZM201 163V164H200ZM220 163V164H219ZM238 163V164H237ZM240 163L242 164V163H244V164H242V168L240 167H237V166H241L240 165ZM248 163H249V165H248ZM32 164V165H31ZM38 164H39V166L41 167V165H42V168L44 167V168H47L46 170L45 169H41L39 166H38ZM73 164H74V166H73ZM77 164H79L78 166H77ZM84 164H85V166H84ZM97 164V165H96ZM101 164V165H100ZM105 166H104V165ZM181 164V165H180ZM218 164H219V166H218ZM222 164H225V165H222ZM233 164V165H234ZM250 164H252V165H250ZM254 164V165H253ZM76 165V166H75ZM89 165V166H88ZM96 165V166H95ZM180 165V166H179ZM221 165H222V167L223 166H225V167H221ZM229 166V167H227V166ZM259 167H258V166ZM33 166H35V168L33 167ZM55 166V167H54ZM80 166V167H79ZM83 166V167H82ZM88 166V167H87ZM98 166V167H97ZM108 166V167H107ZM182 166V167H181ZM184 166V167H183ZM189 167V168H187V167ZM192 168H191V167ZM244 166V167H243ZM252 166V167H251ZM3 167V169H1ZM53 167H54V169H53ZM77 167V168H76ZM85 167V168H84ZM92 167V168H91ZM97 167V168H96ZM112 167V168H111ZM174 167H176V168H174ZM178 167V168H177ZM220 167V168H219ZM235 167V168H234ZM248 167V168H247ZM256 167V168H255ZM29 168V169H28ZM39 168V169H38ZM57 168V169H56ZM72 168V169H71ZM83 169V172H82V169ZM88 168V169H87ZM90 168V169H89ZM183 168V169H182ZM225 168V169H224ZM238 168V169H237ZM251 168H252V170H251ZM5 169V170H4ZM21 169H23V170H21ZM27 169H28V171H27ZM33 169V170H32ZM34 169H35V171H34ZM39 171H38V170ZM50 169V170H49ZM60 169V170H59ZM80 170V171H77V170ZM92 169V170H91ZM93 169H95V172H93ZM106 169H107V171H106ZM177 169V170H176ZM179 169H180V172L181 173H183L184 171L185 172H187V173H183L182 175H181V173L179 172ZM191 169V170H190ZM215 169H217L218 170V173H217V170H215ZM232 170L231 171V173H230V170ZM236 171H235V170ZM247 169H248V171H247ZM257 169V170H256ZM36 170H37V172H36ZM48 170H49V173H48ZM52 170H54V172L53 173H55L54 175H51V174H53V173H51L52 172ZM55 170L57 171V172H55ZM68 170V171H67ZM74 170H76V171H74ZM84 170H85V172H84ZM87 170V171H86ZM105 170V171H104ZM110 170V171H109ZM174 170H176V172L174 171ZM183 170V171H182ZM219 170H220V173H219ZM223 170H225V171H223ZM239 170V171H238ZM33 171H34V173H33ZM45 172V174H46V176L45 175H43L44 174V172ZM74 171V172H73ZM200 171V172H199ZM213 171V172H212ZM214 171L216 172V173H214ZM243 171V172H242ZM245 171V172H244ZM247 171V172H246ZM2 172H4L3 174H1ZM88 174H87V173ZM173 172H175V173H173ZM179 174H178V173ZM223 172V176H225V178L222 176V177H220ZM228 172V173H227ZM253 172V173H252ZM261 172V173H260ZM27 173H30V174H27ZM51 173V174H50ZM63 173V174H62ZM91 173H93L92 175H91ZM245 173V174H244ZM249 173H250V175H249ZM256 173V174H255ZM25 174V175H24ZM70 174V175H71ZM72 174V175H73ZM85 174V175H84ZM172 174H174V175H172ZM228 174H230L231 176L232 175H234V176H229ZM236 174V175H235ZM241 174V177H243V178H245L246 176V178L245 179H243V181H244V183L242 182V183H240L238 186L237 185H235V183L237 182L236 181V176L237 175H240ZM242 174H244L243 176H242ZM253 174H255V175H253ZM27 175V176H26ZM48 175V176H47ZM172 175V176H171ZM179 175V176H178ZM218 175V176H217ZM246 175V176H245ZM253 175V176H252ZM52 176H53V180H52ZM171 176V177H170ZM217 176V177H216ZM228 176V177H227ZM257 176H258V178H257ZM260 176V177H259ZM1 177H3V178H1ZM51 177V180L49 179ZM169 177V178H168ZM178 177H179V179H178ZM252 177V178H251ZM54 178L56 179V180H54ZM118 178V180H120V177H117ZM116 178V179H117ZM168 178V179H167ZM222 178H224V179H222ZM263 178V179H262ZM49 180V183L50 184H48V180ZM167 179V180H166ZM247 179H249V180H247ZM254 179H255V182H254ZM257 179H259V180H257ZM15 180H16V182H15ZM19 180H22L21 182L19 181ZM95 180V181H94ZM171 180V181H170ZM210 180V181H209ZM223 180L225 181L224 183H223ZM229 180V181H228ZM253 180V181H252ZM47 181V182H46ZM55 181H57V182H55ZM173 181V182H172ZM221 181V182H220ZM226 181H227V183H226ZM232 181H233V183H232ZM249 181V182H248ZM14 183L13 185H15V186H13V185H11L12 183ZM45 182L47 183L46 185H45ZM51 182H54V183H51ZM235 182V183H234ZM247 182V183H246ZM2 183H3V185H2ZM61 183V184H60ZM89 183V184H88ZM91 183V184H90ZM167 183V184H166ZM210 183V184H209ZM214 183V184H213ZM231 184V185H233L234 186V188H235V190H234V188H232L233 189V191L231 190V192L230 193H234L235 194V196H237V197H239L238 199H237V203L239 204V206H238V211H236V209H237V207L236 208H233V207H231L232 205V203H230L229 202V200H228V198L226 197V198H224L223 197V201L222 202H220V206H219V209H218V206H214V203H213V201L211 202L210 200L212 199V197H210V196H212L213 194H215L216 193V195H218L219 193V196L221 195V196H226V192H224L225 190H224V185H226V184ZM249 183H252V184H249ZM56 184H60V185H58L57 186V188H56ZM78 184H75V185H77L78 186ZM196 184V185H195ZM248 184V185H247ZM255 184V185H254ZM258 184L260 185L259 187H257L258 186ZM8 185V186H7ZM42 185V186H41ZM49 187H48V186ZM74 185V186H75ZM88 185V186H87ZM221 185H223V186H221ZM240 185H241V187H240ZM8 187L7 189L5 188V187ZM11 186H12V188H11ZM43 186H45V187H43ZM48 188H47V187ZM170 186V187H169ZM173 186V187H172ZM194 186V187H193ZM209 186V187H208ZM214 186V187H213ZM216 186H217V188H216ZM252 188H251V187ZM263 186V187H262ZM36 187H38V188H36ZM52 187V188H51ZM63 187H65V188H63ZM67 187H68V189H67ZM76 187V186H75ZM162 187V188H161ZM165 187V188H164ZM175 187V188H174ZM212 187H213V191H212ZM223 187V188H222ZM240 187V188H239ZM44 188V190H42ZM184 188V189H183ZM189 188H191V189H189ZM193 188V189H192ZM196 188V189H195ZM215 188V189H214ZM219 188H221V189H219ZM245 188V189H244ZM257 188H258V190H257ZM260 188V189H259ZM3 189V190H2ZM4 189H6L5 191H4ZM39 189V190H38ZM63 189V190H62ZM67 189V190H66ZM165 189H166V191H165ZM189 189V190H188ZM195 189V190H194ZM209 189H211V190H209ZM222 189L224 190V191H222ZM236 189H239V191H241V192H238V190L236 191ZM244 189V190H243ZM248 189H249V191H248ZM2 190V191H1ZM8 190V191H7ZM14 190H16V191H14ZM36 190H37V192H36ZM65 190V191H64ZM219 190L220 191H222V193H224L223 195H222V193L221 192H219ZM256 190V191H255ZM7 191V192H6ZM13 193H12V192ZM60 191H61V193H60ZM63 191V192H62ZM197 193H196V192ZM200 191V192H199ZM254 193H253V192ZM258 191V193H256ZM199 192V193H198ZM211 192H212V195H211ZM243 192V193H242ZM245 192V193H244ZM11 193V194H10ZM40 193V194H39ZM46 193V194H45ZM52 194L51 196H50V194ZM210 193V194H209ZM237 193V194H236ZM250 193V194H249ZM256 193V194H255ZM43 194V195H42ZM49 194V195H48ZM54 194H56V195H54ZM61 194V195H60ZM199 194H202V195H199ZM233 194V195H234ZM39 197H38V196ZM46 195H47V197H46ZM60 195V196H59ZM197 195H199L198 197H197ZM209 197H208V196ZM250 195V196H249ZM27 196V197H26ZM43 196V197H42ZM59 196V197H58ZM204 196V197H203ZM254 196V197H253ZM258 197V200H257V197ZM261 196V197H260ZM28 197H29V199H28ZM41 197V198H40ZM203 197V198H202ZM249 199H248V198ZM252 199H251V198ZM262 197H263V199H262ZM45 200H44V199ZM196 198V199H195ZM201 198V199H200ZM208 200H207V199ZM240 198H242L241 199V201H243V198H245L246 200H252V201H249V205H248V202L247 203H243V205L241 204V201H240ZM254 198V199H253ZM200 199V200H199ZM206 199V201H208V202H205L204 200ZM226 201H225V200ZM256 199V200H255ZM262 200V202H261V200ZM29 200V201H28ZM195 200H196V202H195ZM202 200V201H201ZM253 200H254V202H253ZM33 201V202H32ZM45 201V202H44ZM137 201V200H136ZM257 201V202H256ZM260 201V202H259ZM203 202V203H202ZM227 202H228V204H230V206L227 204ZM259 202V205L257 204ZM204 203H205V205H204ZM207 203V204H206ZM209 203V204H208ZM236 203V200H235V204H237ZM252 203H254L253 205L255 206V208H253L254 206H252ZM256 203V204H255ZM183 204V203H182ZM228 206H227V205ZM244 204H246V205H244ZM251 204V205H250ZM199 205H201V206H199ZM203 205V206H202ZM209 205H210V207L212 206L213 208L215 207V211L213 210V208L211 207H209ZM194 206V207H193ZM199 206V207H198ZM225 206V207H224ZM241 206V207H240ZM247 207V208H243V207ZM249 206H250V208H249ZM252 206V207H251ZM262 206V207H261ZM185 207H186V209H185ZM189 207V208H188ZM205 207V208H204ZM206 207H208V208H206ZM224 208V210H223V208ZM226 207H228V210H226ZM240 207V208H239ZM3 208H6V209H4L3 210ZM189 209V211H188V209ZM222 208V209H221ZM234 210H233V209ZM242 208H243V210H242ZM185 209V210H184ZM191 209V210H190ZM199 209V210H198ZM205 209V210H204ZM207 209V210H206ZM212 209V210H211ZM217 209V210H216ZM230 209H231V211H230ZM241 209V210H240ZM249 209V210H248ZM257 209V210H256ZM52 212H51V211ZM192 210H193V212H192ZM200 210H201V212H200ZM209 210H211V212L209 211ZM218 210H220V212L218 211ZM222 210V211H221ZM247 210V211H246ZM250 210H252V211H250ZM262 212H261V211ZM4 213H3V212ZM185 212V214H184V212ZM209 211V212H208ZM213 211V212H212ZM233 211H234V213H233ZM240 211H242V212H240ZM255 211H259L258 212V214H256L257 212H255ZM216 212V213H215ZM228 212H232V214L231 213H229L228 214ZM236 212V213H235ZM246 212V213H245ZM251 212V213H250ZM6 213H7V215H6ZM57 213V214H56ZM199 213V214H198ZM203 215H202V214ZM207 213V214H206ZM210 213H211V215H210ZM217 213H218V215H217ZM249 213H250V215H249ZM262 213V214H261ZM2 214V215H1ZM3 214H4V216H3ZM59 214V215H58ZM190 214H191V216H190ZM205 214V215H204ZM227 214V215H226ZM198 215V216H197ZM208 215H210V216H208ZM217 216V218H215L216 216ZM235 215H236V217H235ZM245 215V216H244ZM247 215H249V216H247ZM252 215V216H251ZM262 215V216H261ZM189 216V217H188ZM202 216V218H200V217ZM204 216H206L205 218H204ZM212 216H213V219H212ZM219 216V217H218ZM255 216V217H254ZM259 216V217H258ZM191 217V218H190ZM211 217V218H210ZM227 217V218H226ZM239 217H240V219H239ZM1 218H3V219H1ZM58 218V219H57ZM188 218V219H187ZM197 220H196V219ZM234 218H236V220L237 219H239V221L237 220H235ZM242 218V219H241ZM246 218V219H245ZM248 218V219H247ZM252 218H253V220H252ZM54 219L56 220V221H54ZM152 219V221H150ZM187 219V220H186ZM190 219V220H189ZM217 219V220H216ZM259 221H258V220ZM189 220V221H188ZM192 220V221H191ZM196 220V221H195ZM204 220V221H203ZM211 220V221H210ZM231 220V221H230ZM250 222H249V221ZM254 220H255V222H254ZM118 222V220H116V219H114V222L115 223H117ZM193 221H195L194 223L196 224H194L193 223ZM199 221V222H198ZM207 221V222H206ZM209 221V222H208ZM212 221H213V223H212ZM216 221H218V223H216ZM235 221H236V224H235ZM256 221H258L257 223H256ZM25 222H26V224H25ZM144 222V223H145ZM150 222V223H149ZM153 222V223H152ZM203 222V223H202ZM234 222V223H233ZM244 222V223H243ZM246 222H248V223H250V226H251V222H253V224L255 225V228L254 229H256L257 231H254V230H251L250 232H249V236H248V238H249V241H247V244L246 243H243L242 242V244H241V241L243 240V238H244V235H246L247 236V234H245V233H247L246 232V230H242V228L245 226V227H247L245 224H246ZM261 222V223H260ZM28 223V224H27ZM54 223V224H53ZM147 223H149V224H147ZM152 223V224H151ZM206 223V224H205ZM210 223V224H209ZM215 223V225H213ZM227 223V224H226ZM229 223V224H228ZM260 223V224H259ZM30 224H34L33 226H34V228H33V226L32 225H30ZM138 224V225H137ZM140 224V225H139ZM189 224V225H188ZM192 224H194V225H192ZM198 224H199V226H198ZM235 225V227H234V225ZM237 224H239V225H237ZM243 224H244V226H243ZM25 225V226H24ZM145 227H144V226ZM204 226V228H203V226ZM206 225H208V226H206ZM217 225V226H216ZM141 228H140V227ZM142 226L144 227V228H142ZM147 226H148V229H146L147 228ZM152 226V227H151ZM194 226H196V227H194ZM198 226V227H197ZM243 226V227H242ZM9 227V228H8ZM60 227V228H59ZM154 227H156V229H158L159 228V230H156V229H154ZM161 227H162V229H161ZM210 227H211V229H210ZM239 227V228H238ZM245 227L243 228V229H245ZM257 227V228H256ZM259 227V228H258ZM263 227V228H262ZM31 228V229H30ZM84 228H86V229H84ZM135 228V229H134ZM138 228V229H137ZM141 230H140V229ZM150 228H151V230H150ZM165 228H167V229H165ZM171 228V227H170ZM192 228V229H191ZM198 228V229H197ZM206 228V229H205ZM217 228V229H218ZM236 228V229H235ZM11 229V230H10ZM31 230V233L32 234H29V232H30V230ZM35 229V230H34ZM133 229H134V231L136 230L137 231V233H135L134 231H133ZM161 229V230H160ZM189 229H191V231H189ZM197 229V230H196ZM222 229V230H221ZM234 229V230H233ZM261 229V230H260ZM26 230V231H25ZM29 230V231H28ZM147 230V231H146ZM149 230V231H148ZM155 230V231H154ZM182 230H183V232H182ZM186 230V231H185ZM195 230V231H194ZM208 230V231H207ZM237 232H236V231ZM239 230V231H238ZM7 231V232H6ZM65 233H64V232ZM72 231V232H71ZM140 231V232H139ZM146 231V232H145ZM171 233H170V232ZM173 231H178V233H180V234H177V232L175 233V232H173ZM241 231V232H240ZM245 231V232H244ZM252 231H253V233H252ZM4 232V233H3ZM6 232V233H5ZM34 232V233H33ZM75 234H74V233ZM78 232V233H77ZM152 232V233H151ZM159 232V233H158ZM195 232V233H194ZM231 232V233H230ZM68 233V234H67ZM72 233V234H71ZM140 233V234H139ZM155 233H157V234H155ZM173 233V234H172ZM235 233V234H234ZM238 233V234H237ZM241 233H243V234H241ZM69 234H71L72 236H70ZM74 234V235H73ZM77 234V235H76ZM109 234V233H108ZM108 234H107V237H106V239L107 240H112L113 239V234H112V237H109L108 236ZM134 234V235H133ZM138 234V235H137ZM151 234H152V236H151ZM155 234V235H154ZM192 234V235H191ZM209 234V235H208ZM252 234V235H251ZM7 235V236H6ZM11 235V236H10ZM30 235V236H29ZM32 235V236H31ZM77 237H76V236ZM138 237H137V236ZM177 237H176V236ZM191 235V236H190ZM237 235L239 236V237H237ZM14 237V239H13V237ZM67 236V237H66ZM154 236V237H153ZM165 236V237H164ZM186 236H188V237H186ZM236 236V237H235ZM3 237V238H2ZM8 237V238H7ZM32 237V238H31ZM137 237V238H136ZM161 237V240H159V238ZM163 237V238H162ZM251 237H253V238H251ZM257 237V238H256ZM31 238V239H30ZM68 240H67V239ZM165 238V239H164ZM189 238V239H188ZM239 238H240V240H239ZM255 238H256V240H255ZM47 239H49V240H47ZM82 238H80V240H81ZM157 239V240H156ZM188 239V240H187ZM242 239V240H241ZM252 239V240H251ZM254 239V240H253ZM9 240V241H8ZM11 240V241H10ZM67 240V242H65ZM70 240V241H69ZM75 242H73V241ZM149 240V241H148ZM166 240V241H165ZM185 240H186V242H185ZM235 240H237V241H235ZM251 240V241H250ZM258 240V241H257ZM30 241V242H29ZM47 241H48V243H47ZM158 242V244L157 245H154V242ZM164 241H165V243H164ZM9 242V243H8ZM11 242V243H10ZM29 242V243H28ZM46 242V243H45ZM62 242H65L64 244L62 243ZM239 242V243H238ZM253 242V243H252ZM31 243V244H30ZM49 243H50V247L48 246L49 245ZM62 245H61V244ZM73 243V244H72ZM175 243V244H174ZM186 243V244H185ZM189 243V244H190ZM250 243V244H249ZM254 243H256L255 245H254ZM258 243V244H257ZM161 244V245H160ZM178 244H179V247H178ZM182 244H184V246L181 245ZM201 244V245H200ZM249 244V245H248ZM261 244H263V245H261ZM32 245V246H31ZM35 245V246H34ZM48 246L49 248H51L50 250H49V248L48 247H46V246ZM135 244H132L131 245V247H133ZM160 245V246H159ZM176 245H177V247L178 248H175L176 247ZM187 245V247L186 248H184L185 246ZM252 245H254V246H252ZM259 245V246H258ZM261 245V246H260ZM6 246V247H5ZM34 246V247H33ZM45 248H44V247ZM136 246V245H135ZM134 246V247H135ZM149 246V247H148ZM201 246V247H200ZM233 246V247H232ZM238 247V250H236V247L234 248V245H232L231 244V246H228L227 247V249L226 250H223V252H220L221 250H219L218 248H216V247H209L207 250L208 251H210L211 253H212V255L210 256L211 258H207V257H205V258H201V256H200V258L199 257H197L196 258V260H198V261H194V260H192L193 258L192 257H190V259L194 262V264H198V262H199V264H201V262L205 259H207V261L208 262H210V264H213V263H215V264H218V263H221V260H222V256H225V257H223V259H227V256L228 257H230L231 259L233 258V257H231L232 256V252H233V254L235 253L236 254V252L237 251H239L240 249L239 248H241V247ZM244 246H246V247H244ZM247 246H248V248H247ZM256 246H258V247H256ZM56 247V248H55ZM86 247V252H87V254L89 255L88 256V258H86V260L84 261V262H82V263H78V264H93L94 262V264H101V260H102V258L100 257V256H98V252L95 250V249H93V251H92V248H90V247H87V246H85ZM84 247V248H85ZM157 247V248H156ZM251 248V250H250V248ZM256 249V252H254V248ZM261 247V248H260ZM2 248V249H1ZM28 248V249H27ZM30 248V249H29ZM32 248V249H31ZM36 248V249H35ZM40 248V249H39ZM55 248V249H54ZM182 248H184V249H182ZM199 248V249H198ZM201 248V249H200ZM216 248V250H219V251H216V250H214ZM231 248V249H230ZM263 248V249H262ZM60 249V250H59ZM153 251H152V250ZM175 249V250H174ZM177 249V250H176ZM211 249V250H210ZM250 250V253L248 254L247 252ZM258 249H262V250H258ZM28 252H27V251ZM47 250H48V252H47ZM57 251V252H55V251ZM90 252H89V251ZM159 250H160V252H159ZM207 250H204V252H207ZM229 250H231V251H229ZM235 250H236V252H235ZM253 250V251H252ZM26 251V252H25ZM30 251V252H29ZM58 251H59V253H58ZM91 251H92V253H91ZM156 251V252H155ZM171 251V252H170ZM213 251L215 252V253H213ZM257 251H259V252H257ZM35 252V253H34ZM51 252V253H50ZM95 252V253H94ZM96 252H97V254H96ZM173 252V253H172ZM218 252V253H217ZM219 252H220V254H219ZM252 252V253H251ZM27 253V254H26ZM30 253V254H29ZM32 253V254H31ZM57 253V254H56ZM61 253V254H60ZM223 253V254H222ZM256 253H258V254H256ZM262 253V254H261ZM3 254H4V256H3ZM37 254V255H36ZM54 254V255H53ZM93 254H96V255H93ZM176 254H177V256H176ZM180 254V255H179ZM182 254L184 255V256H182ZM214 254V255H213ZM219 254V255H218ZM248 254V255H247ZM251 254V256H249ZM256 254V255H255ZM19 255V256H18ZM25 255V256H24ZM30 255V256H29ZM58 255V256H57ZM92 255V256H91ZM157 255H159V256H157ZM169 256V258L167 257V256ZM178 255H179V258L180 259H178ZM218 257H217V256ZM220 255H222V256H220ZM6 256H7V258H6ZM16 256V257H15ZM56 257L57 256V258H53V257ZM63 256V257H62ZM163 256V257H162ZM175 256H176V259H175ZM180 256H182V257H180ZM213 256V257H212ZM17 257H19V258H17ZM97 257H98V259H97ZM202 257H204V256H202ZM251 257V258H250ZM13 258V261H14V263H12L13 261L11 260ZM17 258V259H16ZM23 258H25V259H23ZM35 258H37L36 260H35ZM54 260H53V259ZM90 258H92V260H91V262H90ZM95 258V259H94ZM230 258H228V260L230 259ZM263 258V259H262ZM10 259V260H9ZM28 259V260H27ZM57 259V260H56ZM60 259H62L61 261H62V263L60 262ZM176 261H175V260ZM209 259V260H208ZM220 259V260H219ZM18 260H19V262H18ZM24 260V261H23ZM27 260V261H26ZM94 260V261H93ZM191 260H189V261H191ZM201 262H200V261ZM214 260H216V261H214ZM16 261V262H15ZM33 261H34V263H33ZM51 263H50V262ZM58 261V262H57ZM93 261V262H92ZM175 261V262H174ZM189 262L188 264H193V262ZM223 261V260H222ZM24 262V263H23ZM30 262V263H29ZM57 262V263H56ZM60 262V263H59ZM86 262V263H85ZM97 262V263H96ZM65 264H69V263H65ZM75 264H77V263H75ZM177 264H180V263H177Z\"/></svg>","mask_w":264,"mask_h":264},{"label":"bare ground","instance_id":"bare-ground-1","mask_svg":"<svg viewBox=\"0 0 264 264\" xmlns=\"http://www.w3.org/2000/svg\"><path fill=\"white\" fill-rule=\"evenodd\" d=\"M103 1L104 0H0V2L2 3V5L4 4V6L5 5H8V6H12L13 4H15L16 3V6H17V8L18 9H23L24 11H26V13L25 14H27V15H29V18L26 16V15H23V13L22 12H20L19 13V20H17L16 19V22L18 21V27H16L17 29H19V33L20 34H23V33H25L26 31H27V29L29 28V27H31V25H33V24H35L36 22H41L42 24H44V25H47V26H44L43 27V29L42 30H40L39 32H40V34L38 35L39 36V39H37V44H39V42L41 41V40H45V39H50L51 37H53L52 39H55L54 38V36H56L57 38H59V35H61V34H63L64 36V39L66 38V39H72L73 40V46H71L70 44H69V42L67 43V42H65V44L63 45V46H60V48H61V56L59 57L58 56V59L56 60V61H54V62H46L45 63V61H44V66L46 65L49 69H52V70H55L56 71V74H55V72L53 71V73L57 76V78L58 79H61L62 81H63V83H64V88H66V90L67 91H69V90H71L72 88H77V90H78V88H80L79 86L78 87H75V86H77V81H76V74L78 73V75L80 76V74H81V77H82V79L79 77V81H80V79L82 80V83L84 84V86L83 87H81L80 88V92H82V93H80L82 96L81 97H83V100H84V102H89L90 100V102H89V105L90 106H82V103H81V110H80V114H81V116H82V118L84 119L83 121H87V119L88 120H92V119H89L92 115H96V116H98L99 114H102L101 116H103L101 119H102V122H100V123H98V122H96V123H98V124H100V126L99 127H97V129L96 128H93V130L94 129H96V130H94L95 131V133L96 134H98V135H96V136H98V137H96V139H93V140H95L94 142H93V146L95 145V148L97 147V148H100L99 150L101 151V153L103 152L102 150H106L107 149V153H109L110 152V154L111 155H114V157H115V163H114V165H112L113 166V169H115L114 170V172L112 173V175L111 176H106L105 174L107 173H103L102 172V166L100 167V169L98 168V171H97V175H95V176H97V177H95L96 179L98 178L101 182H99V183H97V185H95V186H93L92 188H90V187H86L85 186V182L86 181H88V180H90L91 182H92V177H89L90 176V172H89V176H81L79 173H81V172H78V173H75V174H66V172H65V175L63 174L64 173V170L66 169V168H68L69 166L71 167V162L70 161H68V160H72V158L71 159H67V156L65 157V155L67 154L66 152H65V150H63L66 154L65 155H63V153H62V150H61V147H63V146H61L60 147V145H58L57 146V148H56V146H55V148L56 149H54V153H56V154H58L59 155V158H60V162H61V164L59 163V165H60V168H62L63 167V175H61V173H60V176L58 175L59 174V172H58V174H57V176H58V180H60V181H62L63 183H65V185H67V184H72L71 182H73L74 183V181L75 182H79V183H81L80 185L78 184V183H75V184H78V186L77 185H70L71 186V188L70 189H68V187H67V191L65 192V193H63L62 195V198L60 199V198H58L57 199V197L56 198H54V196L53 197H50V198H48V204H50V208L49 209H51L53 212H59V214H60V217H59V219L57 220V225L59 224V226H62V229H64V231H65V229L67 230L66 232H68V231H70V229L72 230L73 228H76L75 230H77V228H79V230H80V228H81V224H86V226H88V231L86 232L85 231V233H82L81 231L83 230H81V231H78L77 233H78V239H77V243L74 245V247H71V242L70 243H65V242H67V240L65 241V242H62L63 244L65 243L66 245L65 246H63L61 243V245H62V247H61V251H62V253L64 254V257H65V259H64V261H65V263H69V264H75V263H82V262H84L85 260H86V258H88V254H87V252H86V247L85 246H87V247H90V248H92V251H93V249H95L99 254H98V256H100L101 258H102V260H101V264H152V262H154V261H157V258H154V256H156V255H153L154 254V251L153 252H151L150 250H146L145 249V247L147 246H145L144 244L145 243H149V242H147V241H144V239H147V237L149 236V234H148V236H146V234H144L143 232L140 234V235H138V236H140V238H138V239H142L143 241L142 242H140V240H138V241H134L133 239H131V235H132V229L131 228H133V227H135V224L136 223H140V222H142V223H140L141 225L142 224H146V219L149 217H147V216H145L146 217V219H144L143 218V215H142V212L141 211H143V212H145V208H144V210H142V208L143 207H146L148 210H149V214H150V216L153 218V219H155V221H153L154 223L157 221V222H164V225L165 224H167L168 226H170L169 227V229H175V230H181L182 228H186L187 229V223H189V222H187L186 223V221H185V219H184V217H183V213H182V209H183V205H186V204H189V203H192L193 201V196L195 195V193L194 192H192V191H183L181 188V186H180V184L181 183H178V181L179 180H177V174H176V176H174V178L172 179L173 181H174V186L177 188V193H179V192H181L182 194H176V195H169V194H167L166 192H168V190L166 191V189H165V191L166 192H164V190L162 191L161 189H159V187H158V183L161 185V184H163L164 182H163V179H164V177H166L167 175H169L171 172H172V170H173V162L175 163V162H177L178 163V161L177 160H179L180 158H179V152H177L176 150H180V149H182V150H186V152L188 151V154L186 153V152H183V153H186L187 154V156H189V155H191L192 153H193V150H196V149H198L199 147H201V146H203V147H205L204 145H208L210 142H207L206 141V139L210 136V135H208V134H210V133H208L207 134V132H204L205 130H207V126H208V129H209V125L210 124H213L214 122H217L216 120H220V122L221 123H217V124H214V126L212 125V127L210 128V129H212L211 130V133L213 134V135H215L214 137H209L210 139H213V141L217 138L218 139V141H220L221 139H224L225 141L227 140V143L228 142H233V139H235V138H230L231 137V135H228V130H227V128H226V126H224L225 124H223V121H225L226 120V115L224 116V115H222V112H221V110L220 109H215V106H213L214 108H213V110H212V108H210V110L209 111H207V110H203L202 108L204 107H206V106H208V103H205L206 102V100H205V104L204 103H202L201 102V100L197 103L196 101L194 102V99L191 97L192 96V94L193 95H195V97H200V93H199V89H197L198 90V92H197V90H195V88L194 87H192L191 85H189L190 83L189 82H191V80L189 81V79H192V78H194V80H196L195 81V83L196 84H199V83H201V81H202V79L203 78H205V74H203V73H201V74H198L197 76H192V74H190L189 73V75H187V73L185 72L184 73V75H179V74H175V76L174 77H168V76H166V75H164V73L161 71L162 69V65L163 64H166V63H164L165 61H162L164 58H166V57H170L171 59H173L174 61L173 62H176V64H177V62L179 63V58L175 55V52L176 51H174V48H173V46L172 45H170V42L168 43V41H166V40H164V41H162L161 40V42L159 43V42H157V43H159L158 45L156 44V46H153L154 44H152L151 42H152V40H155V39H153V35L154 34H152L151 36H149L153 31H155V27H153V21L154 20H151L150 19V17H149V19L152 21L150 24L152 25V28H154L153 29V31L152 30H150V31H152L151 33H149L148 35H147V33H146V31H144V30H146V25L148 24L147 22H146V20H148V15L146 16L147 17V19L145 18V16H144V14H143V11H145V10H147L146 8L144 9V10H140V11H142V15L144 16V18L146 19H144L145 20V23H143L144 24V26H145V29L144 30H142V31H144V32H141V34L142 33H146V36H148V37H143L142 39H141V37L142 36H144V35H142L141 37H140V40H139V43H140V41L141 40H143L142 42H141V45L140 46H138V45H136L135 46V44L132 46V44L130 45V44H125V46L127 45V46H129V47H127L125 50H124V52L122 53V54H120V55H122L121 57H119L118 56V54H117V57H115V56H112V55H114L113 54V52H114V50H117V49H115L116 47H115V45H117V44H115L114 42H113V40H108V46H107V48L108 49H110V51L112 52H109V51H107V52H109V53H107V54H109L108 55V58H104L105 57V53H104V56H100V54L99 53H101V52H103V51H101L100 49H107V48H99L98 46H100L99 45V41L97 40L98 39V35H99V33L101 32H103V33H106V36H107V31H108V29H107V27H103L102 28V26H101V29L99 28V26H98V28H99V30H97L96 28V31H93L92 32V29L94 28V26H91V24L87 27L86 26V22L89 20V19H91V21H95V17L98 15L99 16V14H101V4L103 3ZM166 2H167V5H169V8H170V10H171V13H172V15L170 16L169 14V16L170 17H168V19L170 18V20H172V22H175V24L176 25H174V27H175V31L176 32H178V34L179 33H182V32H179V31H183V29H185V31H186V33L188 34V39L190 40V41H192V43L193 42H197L199 39H200V37H199V39H197V37H196V34L195 35H193L194 33H192V31L190 30L191 29V27H192V25L190 24V23H192V22H190L189 23V25H191V27L189 28L188 26H186V23H188L187 21H186V23H185V28H183V29H181L183 26H181V28H180V24H181V22L182 21H184L183 20V18L180 16V13H178L177 12V9H176V5H175V1L176 0H165ZM9 2V3H8ZM196 2H197V4H200V5H202V7L199 5V7L200 8H196L195 7V5H196ZM135 2H130L129 4H128V7H126L125 8V5H124V9L123 8H121V11H122V13H123V11H125V13H127V15H128V17L129 18H127L128 20L129 19H131V18H133V16H134V14H135V4H134ZM104 4V3H103ZM185 4H187V8H188V5L189 6H191V7H194L195 9V11H193V12H191L192 13V15L194 14V15H196V13L197 12H199L200 13V15L202 16V18H207L206 19V22H209L210 23V26H211V24H213V21H211V17L208 15V12H207V9H209V7L207 6V5H205V6H203V4H207V2H205V1H192V0H186L185 1ZM1 5V4H0ZM261 5H262V9H263V14H264V1H262L261 0ZM7 7V6H6ZM123 7V6H122ZM151 7V6H150ZM13 8V7H12ZM16 8V9H17ZM120 8H119V12H120ZM178 8V7H177ZM203 8V9H202ZM8 9H10V8H8ZM116 9V8H115ZM114 9V10H115ZM189 9V8H188ZM233 9H236L235 11H236V13L237 14H239L240 12H241V10H242V6H238V7H234ZM1 10V9H0ZM14 10V9H13ZM113 10V9H112ZM151 10V9H150ZM169 10V11H170ZM192 10V9H191ZM3 11V10H2ZM107 11H109V10H107ZM107 11H103V14H105ZM111 11V10H110ZM148 11V10H147ZM147 11H145V12H147ZM10 12H12V11H10ZM14 12V11H13ZM12 12V13H13ZM17 12V11H16ZM180 12V11H179ZM188 12H190L189 10H188ZM1 13V12H0ZM3 13H4V11H3ZM9 13V12H8ZM12 13H10V14H12ZM113 13V18L115 17V19L117 20H115L116 22H117V24H116V26H117V28H116V30L117 31H119V30H121L120 28H123V27H125L126 26V24H123V21H124V19H126V17H125V15L123 16H120L119 15V13L118 12H115V11H113L112 12ZM111 13V14H112ZM121 13V12H120ZM134 13V14H133ZM150 13V12H149ZM184 13V12H183ZM2 14V13H1ZM15 14V13H14ZM110 14V13H109ZM108 13H107V16L109 15ZM137 14H138V12H137ZM147 14V13H146ZM262 14V13H261ZM8 15V14H7ZM7 15H6V17H7ZM17 15H18V13H17ZM141 15V14H140ZM151 15H152V13H151ZM186 15H187V13H186ZM189 16H190V14H188ZM10 17H11V15H9ZM138 16V15H137ZM142 16V17H143ZM182 16H184V15H182ZM262 16V15H261ZM17 17V16H16ZM21 17V18H20ZM109 17V16H108ZM112 17V16H111ZM135 17V16H134ZM153 17V16H152ZM187 17V16H186ZM185 17V18H186ZM192 18H193V16H191ZM195 17V16H194ZM4 17H2V19H3ZM14 18H15V15H14ZM69 18L71 19H73L72 21L71 20H69ZM96 18H98V17H96ZM138 18V17H137ZM188 18V17H187ZM260 18H262V17H260ZM259 18V19H260ZM9 19V18H8ZM54 20V21H52V22H50V23H48L47 21H49V20ZM68 20V22L70 21V23H68V22H66V24L64 23V21L65 20ZM107 20H108V18H106ZM142 19V20H143ZM4 20H6V19H3V21ZM35 22H34V21ZM64 20V21H63ZM66 20V21H67ZM112 20H114V19H112ZM131 20H133V19H131ZM130 20V21H131ZM141 20V19H140ZM139 20V21H140ZM141 20V21H142ZM143 20V21H144ZM167 20V19H166ZM187 20H189V19H187ZM194 21V23L197 21L196 19H193ZM202 20V19H201ZM2 21V22H3ZM7 21V20H6ZM31 21H33V23H31ZM90 21V20H89ZM88 21V22H89ZM103 21V18L101 19V20H99V19H97V23H96V25H98V22H102ZM106 21V20H105ZM104 21V22H105ZM129 21V22H130ZM199 21L200 20H198V23H199ZM216 21V20H215ZM8 22V21H7ZM13 22V21H12ZM104 22H103V24L102 25H105L104 24ZM109 23V27H110V22L111 21H108ZM114 22V21H113ZM127 22V20L126 21H124V23H126ZM128 22V23H129ZM132 22V21H131ZM137 22V21H136ZM167 22H169V20H167ZM185 22V21H184ZM184 22L182 23V24H184ZM228 21H227V18L224 16V15H222V17H219V20H218V23L216 24V25H212L211 26V28H216V29H219V28H222V26H224L226 23H227ZM28 23V24H27ZM127 23V24H128ZM140 23V22H139ZM208 23V24H209ZM263 23H264V21H263ZM4 24V23H3ZM52 24H56L57 25V28L56 29H58L57 31L55 30L54 31V27H53V29H51V28H49L48 26H50V25H52ZM87 24H89V23H87ZM107 24V25H108ZM141 24V23H140ZM143 24H141V25H143ZM172 24V23H171ZM6 25V24H5ZM113 25H115V22H114V24ZM137 26H138V24H136ZM135 24L133 25V27L134 26H136ZM156 25V24H155ZM154 25V26H155ZM195 25H197V22L194 24V26ZM200 25V24H199ZM244 27L247 29V31H248V33H249V35H252L253 33H252V31H251V21L249 20V19H247L246 20V22L244 23ZM2 25H0V27H1ZM14 26V25H13ZM17 26V25H16ZM111 26H112V22H111ZM144 26L142 27V28H144ZM194 26L192 27V29L194 28ZM4 27V26H3ZM33 27V26H32ZM52 27V26H51ZM186 27H188V30H190L191 32H189V31H187V29H186ZM9 28V27H8ZM40 28V27H39ZM104 28H106L107 29V31L105 32V30H104ZM140 28V27H139ZM139 28H136L137 30V33L138 32H140L139 31ZM150 29H152L151 28V26L149 27ZM149 28H147V29H149ZM162 29H164L165 30V28H164V26L163 27H161ZM196 28V30H197V28L199 29V27H195ZM194 28V29H195ZM31 29H33V28H31ZM35 29H36V27H35ZM114 29V28H113ZM130 29V28H129ZM0 30H1V28H0ZM109 30H111V29H109ZM115 30V29H114ZM18 31V30H17ZM38 31V30H37ZM87 31H90L91 32V35H89V36H91V39H90V41H91V45H90V41L88 40V38H87V40L89 41V44L87 43V45L85 44V45H83V46H79V42H78V40L79 39H81V37L85 34V32H86V34H87ZM135 31V32H136ZM111 32H112V30H111ZM120 32V31H119ZM123 32H125V31H123ZM122 32V33H123ZM133 30H132V34L133 33H135ZM148 32V31H147ZM1 33V32H0ZM18 33V32H17ZM103 33L101 34V36L103 35ZM110 33V32H109ZM108 33V34H109ZM114 33H115V31H114ZM129 33V32H128ZM127 33V34H128ZM136 33V34H137ZM197 33H198V30H197ZM26 34V33H25ZM34 34V33H33ZM112 34V33H111ZM110 34V35H111ZM117 34V33H116ZM131 34V33H130ZM129 34V35H130ZM132 34H131V38H134V34H133V37H132ZM140 34V33H139ZM198 34H200V31H199V33ZM24 35V34H23ZM121 35V34H120ZM119 35V36H120ZM123 35V34H122ZM181 35H183L184 36V33L183 34H181ZM181 35L180 36H178L179 37V39H181L180 37H181ZM186 35V34H185ZM35 36V35H34ZM62 36V35H61ZM105 36V35H104ZM119 36H118V38L117 39H119V41L120 42H118L119 43V45H120V43L122 42L123 43V41H125L126 42V38L125 39H123V41H122V39H120L119 38ZM124 36H125V34H124ZM123 36V37H124ZM30 37V36H29ZM29 37H27L28 39H29ZM37 37V36H36ZM107 37H109V35L107 36ZM136 37V36H135ZM156 37V36H155ZM187 37V36H186ZM31 38V37H30ZM106 38V37H105ZM112 38V37H111ZM116 38V37H115ZM115 38H113V39H115ZM174 38V40H175V42H177L178 43V39H176L177 38V35L176 36H174L173 37ZM202 38V37H201ZM127 39H129V38H127ZM187 39V38H186ZM39 40V41H38ZM86 40V41H87ZM102 40H103V38H102ZM116 40V39H115ZM201 40V39H200ZM17 41V40H16ZM15 41V42H16ZM31 41H32V38H31ZM47 41V40H46ZM49 41V40H48ZM52 41V40H51ZM50 41V42H51ZM57 41V40H56ZM68 41V40H67ZM87 41V42H88ZM100 41H101V39H100ZM106 41V40H105ZM128 41V40H127ZM131 42L133 41V40H130ZM129 41V42H130ZM204 41V40H203ZM29 42H30V39H29ZM71 42V41H70ZM103 42H104V40H103ZM102 42V43H103ZM124 42V43H125ZM172 42V41H171ZM174 42V43H175ZM202 42V41H201ZM134 43V42H133ZM174 43H172V44H174ZM191 42H190V44H192ZM31 44V43H30ZM36 44V43H35ZM36 44V45H37ZM43 44H44V41H43ZM54 44V43H53ZM71 44H72V42H71ZM113 44H115V45H113ZM138 44V43H137ZM176 44V43H175ZM179 44V43H178ZM184 44H186V43H184ZM197 44V43H196ZM204 44V43H203ZM40 45V44H39ZM177 45V44H176ZM201 44H199L198 46H200ZM104 46V45H103ZM124 46V45H123ZM138 46V47H137ZM179 45H177V47H178ZM181 47H182V45H180ZM185 46V45H184ZM183 46V47H184ZM197 46V45H196ZM202 46V45H201ZM200 46V47H201ZM121 47V46H120ZM176 47V46H175ZM182 47V48H183ZM255 49H257L256 47H255V45L253 46ZM38 48V47H37ZM123 48H125V47H123ZM122 47H121V49H123ZM258 48H260V47H258ZM30 49V48H29ZM53 49V48H52ZM59 49V48H58ZM118 49H119V47H118ZM120 49V50H121ZM178 49V48H177ZM222 50V49H221ZM228 50V49H227ZM257 50H260V51H262V49L260 48V49H257ZM37 51V50H36ZM101 51V52H100ZM121 51H123V50H121ZM180 51H181V49H180ZM184 51V50H183ZM223 51V50H222ZM105 52V51H104ZM117 52H119V51H116V53ZM219 52H220V50H219ZM225 51H223V53H224ZM227 52V51H226ZM50 53V52H49ZM112 55H111V54ZM115 53V52H114ZM121 53V52H120ZM177 53V52H176ZM179 54L181 53V52H178ZM222 53V52H221ZM57 54V53H56ZM103 54V53H102ZM106 54V55H107ZM178 54V55H179ZM206 54H208V52L206 53ZM59 55V54H58ZM135 55H137V56H140V57H142V58H146V59H148L149 61H147L148 62V65H146V66H140V67H138V68H133V67H131V69H123V68H119L120 70H117L116 68H118V67H116L115 69L112 67V64H115V63H119V62H123V60H127V58L128 59H130L131 57H134ZM182 55V54H181ZM180 55V56H181ZM184 55H185V53H184ZM183 55V56H184ZM47 56V55H46ZM204 56V55H203ZM212 56V55H211ZM39 57V56H38ZM48 57V56H47ZM185 58H186V56H184ZM217 57V56H216ZM215 57V58H216ZM2 58V57H1ZM41 58V57H40ZM46 58V57H45ZM52 58V57H51ZM101 58V59H100ZM136 58V57H135ZM141 58V59H142ZM182 58V57H181ZM180 58V59H181ZM218 58V57H217ZM229 58V57H228ZM235 58V57H234ZM12 59V58H11ZM52 59H54V58H52ZM131 59H133V58H131ZM136 59H140L139 57L138 58H136ZM140 59V60H141ZM169 59V58H168ZM170 59V60H171ZM187 59V58H186ZM43 60V59H42ZM55 60V59H54ZM166 60V59H165ZM179 60V61H178ZM185 59L183 58L182 60H181V62L182 61H184ZM200 60V59H199ZM0 61H2L1 59H0ZM11 61V60H10ZM141 61H143V59L141 60ZM168 61V60H167ZM172 61V60H171ZM202 61V60H201ZM211 61V60H210ZM215 61V60H214ZM5 62V61H4ZM20 62H21V59H20ZM43 62V61H42ZM67 62H69V63H67ZM130 62V61H129ZM144 63H147V62H145V61H143ZM172 62V63H173ZM180 62V63H181ZM1 63V62H0ZM126 64H127V62H125ZM124 63V64H125ZM131 63V62H130ZM144 63H140V64H144ZM204 63H206V62H204ZM208 63V62H207ZM248 63H250V62H248ZM5 64V63H4ZM21 64V63H20ZM38 64H39V62H38ZM99 64H102V66H101V68L100 69H97V66H99L100 67V65ZM139 64V63H138ZM197 64V63H196ZM200 64V63H199ZM198 64V65H199ZM211 64V63H210ZM215 64V63H214ZM122 65H123V63H122ZM181 65V64H180ZM180 65H177V66H180ZM208 65H209V63H208ZM233 65V64H232ZM232 65H231V67H232ZM0 66H1V64H0ZM119 66V65H118ZM133 66H135V65H133ZM164 66V65H163ZM183 66V65H182ZM204 66V65H203ZM210 66V65H209ZM212 66H213V61H212ZM212 66L209 68V69H211L212 68ZM217 66H219V67H221L220 65H217ZM247 66V65H246ZM47 67H45V68H47ZM125 67V66H124ZM161 67V68H160ZM194 67V66H193ZM205 67V66H204ZM207 67V66H206ZM237 67V66H236ZM241 67V66H240ZM240 67H239V69H240ZM1 68V67H0ZM3 68H4V66H3ZM9 68V67H8ZM133 68V69H132ZM179 68V67H178ZM183 68H184V66H183ZM213 68H214V66H213ZM215 68H217V67H215ZM243 68V67H242ZM248 68V67H247ZM5 69H6V67H5ZM4 69V70H5ZM186 69V68H185ZM197 69V68H196ZM207 69L208 68H206V71H207ZM233 69V68H232ZM236 69V68H235ZM246 69V68H245ZM251 69V68H250ZM1 70V69H0ZM4 70H3V73H5L4 72ZM214 70H216V69H214ZM213 70V72H215ZM221 70V69H220ZM223 70V69H222ZM230 70V69H229ZM241 70V69H240ZM248 70V69H247ZM77 71H79V72H77ZM186 71H187V69H186ZM194 71V70H193ZM197 71V70H196ZM195 71V72H196ZM200 71V70H199ZM217 71V70H216ZM234 71V70H233ZM232 71V72H233ZM9 72V71H8ZM11 72V71H10ZM50 72H52V71H50ZM77 72V73H76ZM146 73L147 72V74H146V76H145V74L144 73ZM190 72V71H189ZM203 72V71H202ZM209 71H207L206 73H208ZM212 72V70H211V73H213ZM223 72V71H222ZM226 72V71H225ZM232 72H230L231 74H232ZM242 72H244L243 70H242ZM247 72H249V71H247ZM251 72V71H250ZM1 73V72H0ZM80 73V74H79ZM161 73H163V74H161ZM210 73V72H209ZM208 73V74H209ZM224 73V72H223ZM239 73V72H238ZM245 73H246V71H245ZM257 73V72H256ZM12 74V73H11ZM144 74V75H143ZM194 74V73H193ZM216 74V73H215ZM227 74V73H226ZM240 74V73H239ZM247 74V73H246ZM169 75V74H168ZM195 75V74H194ZM217 75V74H216ZM225 75V74H224ZM236 75V74H235ZM240 75H245V74H240ZM260 75V74H259ZM1 76H2V74H1ZM7 76V75H6ZM214 76V75H213ZM219 76V75H218ZM218 76H216V77H218ZM221 76V75H220ZM8 77V76H7ZM6 77V78H7ZM52 77V76H51ZM235 77H237V76H235ZM2 77H0V79H1ZM206 78H207V76H206ZM220 78V77H219ZM227 78V77H226ZM226 78L224 77V79L226 80ZM252 78V77H251ZM260 78V77H259ZM9 79H11V77L9 78ZM8 79V80H9ZM104 79V80H103ZM199 79H201V80H199ZM210 79V78H209ZM221 79V78H220ZM229 79H231V77L229 78ZM229 79H227V80H229ZM3 80V79H2ZM55 80V79H54ZM216 80V79H215ZM236 80V79H235ZM253 80V79H252ZM260 80H261V78H260ZM11 81H12V79H11ZM18 81V80H17ZM78 81V82H79ZM189 81V82H188ZM220 81V80H219ZM222 81V80H221ZM237 81H239V80H237ZM8 82V81H7ZM205 82H207V81H205ZM216 82H218V81H216ZM232 82H233V79H232ZM256 82V81H255ZM254 82V83H255ZM263 82V81H262ZM3 83V82H2ZM5 83V82H4ZM10 83H12V82H10ZM18 83V82H17ZM210 83V82H209ZM213 83V82H212ZM224 83H225V81H224ZM223 83V84H224ZM227 83V82H226ZM235 83H237V82H235ZM259 83H260V81H259ZM7 84V83H6ZM31 84V83H30ZM80 84H81V81H80ZM80 84H78V85H80ZM195 84V85H196ZM214 84V83H213ZM221 84H222V82H221ZM230 85L228 86H226V84H225V86L224 87H221V89H220V96H221V94H227V96L225 95V96H223V98H224V100H222L223 101V107H222V110H224L225 109V111H226V106L224 107V105H228V107L230 106V105H233V106H235L234 108H235V110H236V108L238 109V108H240V106L242 107V105L240 104V102H241V100L243 101V98H244V96H243V98L241 97V95H240V92H237V90L234 88V85H231V83H229ZM239 84V83H238ZM237 84V85H238ZM245 84V83H244ZM247 84V83H246ZM264 84V83H263ZM2 85V84H1ZM53 85V84H52ZM82 85V84H81ZM192 85L193 86H195L193 83H192ZM202 85V84H201ZM211 85V84H210ZM217 85V84H216ZM250 85V84H249ZM254 85H257V84H253V86ZM259 85H261V84H259ZM244 86V85H243ZM243 86H241V87H243ZM248 86V85H247ZM252 86V87H253ZM258 86V85H257ZM1 87V86H0ZM212 87V86H211ZM214 87V86H213ZM218 87H219V85H218ZM237 87V86H236ZM93 88V90H91ZM215 88V87H214ZM238 88H240V87H238ZM244 88H246V87H244ZM249 88V87H248ZM5 89V88H4ZM37 89V88H36ZM55 89V88H54ZM59 89V88H58ZM204 89H205V91L208 93V92H210L211 91V88L210 87H207V83H206V85L204 86ZM213 89V88H212ZM38 90V89H37ZM55 90H57V87H56V89ZM60 90V89H59ZM59 90H57V91H59ZM62 90V89H61ZM64 90V89H63ZM74 90V89H73ZM76 89L74 90V91H77ZM217 90V89H216ZM5 91V90H4ZM39 91V90H38ZM73 91V92H74ZM238 91H239V89H238ZM243 91V90H242ZM245 91V90H244ZM247 91H248V89H247ZM246 91V92H247ZM250 91V90H249ZM252 91H253V89H252ZM259 91V90H258ZM262 91V90H261ZM260 91V92H261ZM1 92H3V89H1ZM70 92V91H69ZM78 92H79V90H78ZM99 92H102V94H100L101 96H99V94L98 93ZM214 92V91H213ZM254 92H255V89H254ZM257 92V91H256ZM5 93V92H4ZM3 93V95H5L6 96V94H4ZM71 93H72V90H71ZM76 93V92H75ZM206 93V94H207ZM217 93H218V91H217ZM245 93V92H244ZM262 93H263V91H262ZM262 93L260 94H258L257 93V95H262ZM76 94H78V93H76ZM98 94V95H97ZM214 94V93H213ZM212 94V95H213ZM248 94V93H247ZM74 95V94H73ZM73 95H71V96H73ZM95 95H97V96H95ZM189 96V98H186V96ZM191 95V96H190ZM211 95V96H212ZM218 95V94H217ZM251 95H252V93H251ZM254 95V94H253ZM1 97H2V94L0 95ZM207 96H208V94H207ZM209 96H210V94H209ZM215 96V95H214ZM213 96V97H214ZM249 96H250V94H249ZM255 97H256V93H255V95H254ZM70 97V96H69ZM75 97V96H74ZM194 97V98H195ZM201 97H205V96H201ZM215 97H217V96H215ZM219 97V96H218ZM260 97V96H259ZM258 97V98H259ZM210 98V97H209ZM247 98V97H246ZM245 98V99H246ZM37 99V98H36ZM73 99V98H72ZM201 99V98H200ZM218 99V98H217ZM219 99H220V97H219ZM226 99H227V101H226ZM251 99V98H250ZM253 99H257V97L256 98H253ZM75 100V99H74ZM73 100V101H74ZM78 100H79V98H78ZM81 100V99H80ZM210 100V99H209ZM215 100V99H214ZM249 100V99H248ZM248 100L247 101H245V104H246V106L245 105H243V106H245L244 108V110H242L241 112H239V113H237V115H236V119H237V122L239 123L237 126H236V128H237V131L238 132H243L244 131V129L247 131V130H253V128H254V123H253V120H250V119H244V115H245V117H246V115L249 113V110H250V108H249V104L247 103L248 102ZM264 100V99H263ZM39 101V100H38ZM72 101V100H71ZM193 101V102H192ZM211 101V100H210ZM218 101V100H217ZM226 101V102H225ZM255 101V100H254ZM259 101V100H258ZM69 102V101H68ZM76 102H77V100H76ZM261 102V101H260ZM70 103V102H69ZM73 102H71V104H72ZM75 103V102H74ZM187 103H189V104H187ZM218 103V102H217ZM220 103H222L221 101H220ZM242 103V102H241ZM264 103V102H263ZM1 104V103H0ZM71 104H69V105H71ZM212 104H213V102H212ZM80 105V104H79ZM85 105V104H84ZM87 105V104H86ZM211 105V104H210ZM221 105V104H220ZM221 105V106H222ZM249 105V106H248ZM254 105V104H253ZM74 106V105H73ZM72 105H71V108L73 107ZM217 106V105H216ZM218 106H219V104H218ZM217 106V107H218ZM221 106H220V108H221ZM77 107V106H76ZM175 108V109H178V111H179V113H175L174 112V110L172 111V109L173 108ZM212 107V106H211ZM251 107H253V106H251ZM70 108V109H71ZM230 108V107H229ZM260 108H261V106H260ZM201 109V110H200ZM228 109V108H227ZM254 109H255V107H254ZM235 110H233V111H235ZM252 110H253V108H252ZM251 110V111H252ZM261 110V109H260ZM263 110H264V108H263ZM262 110V111H263ZM73 111V110H72ZM74 111H75V109H74ZM176 111V110H175ZM229 111V110H228ZM230 111H232V109L230 110ZM238 111V110H237ZM258 111H259V109H258ZM79 113V111H76V113ZM227 112V111H226ZM75 113V112H74ZM78 113H77V116H78ZM233 113V112H232ZM256 114H257V109H256V112H255ZM255 113H254V115H255ZM259 113V112H258ZM261 113V112H260ZM55 114V113H54ZM79 114V115H80ZM250 114H251V112H250ZM233 115V114H232ZM252 115H253V113H252ZM258 115V114H257ZM257 115H255V116H257ZM262 115V114H261ZM49 116H50V113H49ZM53 116V115H52ZM81 116H80V120L82 119L81 118ZM228 116V115H227ZM260 116V115H259ZM263 116V115H262ZM54 118H55V116H53ZM52 117V118H53ZM93 117V116H92ZM229 117V116H228ZM230 117H231V114H230ZM247 117H249V116H247ZM251 117V116H250ZM261 117V116H260ZM52 118H51V120H52ZM253 118V117H252ZM258 118V117H257ZM262 118V117H261ZM78 119H79V117H78ZM97 119H100V118H97ZM196 120V122L197 123H195L194 121ZM229 119V118H228ZM231 119V118H230ZM232 119H233V116H232ZM58 120V119H57ZM56 120V121H57ZM255 120H256V118H255ZM264 120V119H263ZM53 121H55V119L53 120ZM82 121V120H81ZM231 121V120H230ZM233 121V120H232ZM257 121H259V119L257 120ZM226 122V121H225ZM228 122V121H227ZM235 122V121H234ZM236 122V123H237ZM256 122V121H255ZM0 123H1V121H0ZM3 123V122H2ZM49 123V122H48ZM54 123V122H53ZM83 123H85V122H83ZM229 123V122H228ZM257 123V122H256ZM36 124H37V122H36ZM41 124V123H40ZM39 123H38V125H40ZM51 123H49V125H50ZM56 124V123H55ZM98 124H95L96 126H98ZM192 124V125H191ZM5 125V124H4ZM7 125V124H6ZM9 125V124H8ZM34 125H35V123H34ZM38 125H35V126H38ZM43 125H45V124H43ZM46 125H48L47 123H46ZM90 124H88V126H89ZM187 125H191V127H186ZM231 125V124H230ZM233 125V124H232ZM42 126V125H41ZM56 126L57 125H54V127H55V131H56ZM84 126V125H83ZM87 125H85V129H84V135H85V137H86V135L87 136H89L90 134H92V132L90 133V130L91 129H89V127H88ZM91 126V125H90ZM93 126H94V124H93ZM260 126V125H259ZM9 127V126H8ZM39 127V126H38ZM46 128H47V126H45ZM50 127H52L51 125H50ZM60 127V126H59ZM63 127V126H62ZM258 127V126H257ZM262 127V126H261ZM3 128H5V127H3ZM19 128V127H18ZM22 128V127H21ZM20 128V129H21ZM61 128V127H60ZM91 128H92V126H91ZM235 128V127H234ZM260 127H258V129H259ZM43 129H44V127H43ZM50 129V128H49ZM52 129H54V128H52ZM58 129V128H57ZM64 129V128H63ZM63 129H61V130H63ZM69 129V128H68ZM82 129V128H81ZM210 129H209V131H210ZM233 129V128H232ZM230 130L231 132L232 131H234V129L233 130ZM254 129H256V128H254ZM262 129H264V128H262ZM15 130V129H14ZM13 130V131H14ZM22 130V129H21ZM39 130V129H38ZM45 130H48V129H45ZM60 130V129H59ZM236 130V129H235ZM257 130V129H256ZM12 131V130H11ZM10 131V132H11ZM17 131H19L18 129H17ZM16 131V132H17ZM37 131V130H36ZM40 131H42V129L40 130ZM49 131H51V130H49ZM229 131V132H230ZM2 132V131H1ZM15 132V131H14ZM43 132V131H42ZM60 132V131H59ZM66 132V131H65ZM68 132H69V130H68ZM18 133V132H17ZM26 132H24V134H25ZM39 133V132H38ZM44 133V132H43ZM45 133H47V131L45 132ZM70 133V132H69ZM94 133V132H93ZM253 133V132H252ZM260 133V132H259ZM0 134H3V133H0ZM13 134H16V133H13ZM19 134H23V132L22 133H18V135H17V138H21V135H19ZM53 134L55 135V132L53 131ZM57 134V133H56ZM58 134H62V136H63V134H64V132L62 133H58ZM58 134H57V136H58ZM68 134V133H67ZM67 134L65 135V136H67ZM83 133H81V135H82ZM206 134V135H205ZM211 134V135H212ZM231 134V133H230ZM238 134V133H237ZM247 134V133H246ZM261 134H262V132H261ZM4 135V134H3ZM28 135V134H27ZM40 135V134H39ZM70 135V134H69ZM212 135V136H213ZM239 135H240V133H239ZM248 135V134H247ZM253 135V134H252ZM258 135V134H257ZM264 135V134H263ZM13 136V135H12ZM11 136V137H12ZM16 136V135H15ZM15 136H13V139H15L16 137ZM25 136V135H24ZM23 136V138H25ZM57 136H55V140L56 139H58V138H56ZM83 136V135H82ZM233 136H235V135H233ZM244 136V135H243ZM246 136V135H245ZM256 136V135H255ZM15 137V138H14ZM46 136H44V138H45ZM47 137H48V134H47ZM59 137H60V135H59ZM71 137V136H70ZM90 137H92V135L90 136ZM94 137V136H93ZM236 137V136H235ZM240 137H242V136H240ZM252 137V136H251ZM259 137V136H258ZM258 137H257V139H258ZM52 138V137H51ZM54 138V137H53ZM52 138V139H53ZM61 138V137H60ZM64 138V137H63ZM62 138V139H63ZM215 138V139H214ZM244 138V137H243ZM246 138V137H245ZM253 138V137H252ZM260 138V137H259ZM12 139V140H13ZM28 139V138H27ZM31 139V138H30ZM30 139H28V141L30 140ZM69 139V138H68ZM85 139V138H84ZM216 139V140H217ZM220 139V140H219ZM1 140V139H0ZM18 140V139H17ZM17 140H15V141H17ZM22 140H24V139H22ZM46 141H48L47 139H45ZM71 140V139H70ZM83 140V139H82ZM208 140V139H207ZM238 140V138H236V140H234V141H237ZM240 140V139H239ZM241 140H243V139H241ZM249 140H250V137H249ZM248 140V141H249ZM3 141V140H2ZM25 141H27L26 139H25ZM31 141V140H30ZM29 141V142H30ZM33 141V143L35 144V142H34V140H32ZM61 141V140H60ZM64 141V140H63ZM62 141V142H63ZM68 141V140H67ZM85 141H88V140H85ZM217 141V142H218ZM225 141H223V142H225ZM254 141H255V139H254ZM13 142V141H12ZM37 142V141H36ZM59 141H57V143H58ZM61 142V144H63ZM92 142V141H91ZM91 142H90V140H89V144H91ZM251 143H252V141H250ZM256 142H257V140H256ZM2 143V142H1ZM16 143V142H15ZM23 143V142H22ZM27 143V142H26ZM47 143V142H46ZM60 143V142H59ZM58 143V144H59ZM65 143V142H64ZM67 143V142H66ZM213 143V142H212ZM237 143H238V141H237ZM237 143H235V144H237ZM255 143V142H254ZM254 143H252V144H254ZM264 143V142H263ZM263 143H261V144H263ZM13 144V143H12ZM25 144V143H24ZM38 144H39V140H38ZM231 144H233V143H231ZM246 144V143H245ZM252 144H250L251 146H252ZM261 144H260V146H261ZM16 145H18V143L16 144ZM30 145H31V142H30ZM56 145V144H55ZM64 145H66V144H64ZM234 145V144H233ZM247 145V144H246ZM257 145V144H256ZM19 146V145H18ZM17 146V147H18ZM21 146V145H20ZM52 146V145H51ZM92 146V145H91ZM208 146H210V145H208ZM214 146L216 147L217 145H215L214 144ZM221 146V145H220ZM236 146V145H235ZM242 146V145H241ZM263 146V145H262ZM11 147H12V145H11ZM14 147H15V144H14ZM14 147H12V148H14ZM202 147V148H203ZM211 147H212V145H211ZM232 147H234V146H232ZM242 147H244V145L242 146ZM241 147V148H242ZM247 147H248V145H247ZM254 147H257V146H254ZM259 147V146H258ZM16 148V147H15ZM19 148V147H18ZM53 148H54V146H53ZM66 148V147H65ZM96 148V149H97ZM145 148V150L143 151V149ZM228 148V147H227ZM237 148H238V146H237ZM237 148H235L236 150H237ZM240 147H239V149H241ZM262 148H264V147H262ZM2 149V148H1ZM63 149H64V147H63ZM213 149V148H212ZM225 149H226V147H225ZM234 149V150H235ZM244 149H246V147L244 148ZM4 150V149H3ZM49 150V149H48ZM50 150H51V147H50ZM214 150H216V148L214 149ZM224 150V149H223ZM230 150H232V148L230 149ZM242 150L243 149H241V152L240 153H242ZM250 150H252V149H250ZM52 151H53V149H52ZM66 151H67V149H66ZM229 151V150H228ZM239 151V150H238ZM237 151V152H238ZM263 151V150H262ZM5 152V151H4ZM47 152V151H46ZM45 152V153H46ZM225 152V151H224ZM223 152V153H224ZM231 152V151H230ZM256 152V151H255ZM1 153V152H0ZM3 153V152H2ZM1 153V154H2ZM49 153H51V151L49 152ZM100 153V154H101ZM105 153H106V151H105ZM182 153V154H183ZM227 153V152H226ZM229 153V152H228ZM227 153V154H228ZM235 153V152H234ZM243 153H244V151H243ZM0 154V155H1ZM43 154V153H42ZM46 154H48V153H46ZM45 154V155H46ZM53 154V153H52ZM51 154V155H52ZM69 154V153H68ZM181 154V156H183ZM193 154H195V153H193ZM214 154H215V152H214ZM232 154V153H231ZM238 154V153H237ZM245 154V153H244ZM247 154V153H246ZM250 155H251V151H250V153H249ZM249 154H247V155H249ZM3 155V154H2ZM50 154H48V156H49ZM55 155V154H54ZM102 155V154H101ZM220 155H221V153H220ZM224 155H225V153H224ZM240 155V154H239ZM242 155V154H241ZM57 156V155H56ZM98 156V155H97ZM186 156V155H185ZM194 156V155H193ZM192 156V157H193ZM236 156H238V155H236ZM243 156V155H242ZM254 156V155H253ZM264 156V155H263ZM44 157V156H43ZM46 158H47V156H45ZM50 157V156H49ZM70 157H72V155L70 154ZM99 157V156H98ZM192 157H191V160H192ZM217 157H219V154H218V156ZM223 157V156H222ZM240 157V156H239ZM261 157V156H260ZM36 158H37V156H36ZM40 158H41V155H40ZM55 158V157H54ZM68 158H69V155H68ZM74 158V157H73ZM113 158V157H112ZM182 158V157H181ZM227 157H226V155H225V157H224V159H226ZM234 158V157H233ZM241 158V157H240ZM43 159V158H42ZM98 159V158H97ZM97 159H96V161H97ZM184 159H185V157H183V161H184ZM219 159H220V157H219ZM218 159V160H219ZM223 159V158H222ZM252 159H254L255 160V158H252ZM251 159V160H252ZM36 160V159H35ZM38 162L37 163H39V155H38ZM44 160H49L48 158L47 159H44ZM44 160H42V161H44ZM56 160V159H55ZM57 160H59V159H57ZM186 160V159H185ZM188 160V159H187ZM221 160V159H220ZM219 160V161H220ZM236 160V159H235ZM235 160H233V162L235 161ZM243 160H245V159H243ZM253 160V161H254ZM41 161V160H40ZM41 161V162H42ZM74 161V160H73ZM76 161V160H75ZM113 161V162H114ZM223 161V160H222ZM228 161V160H227ZM231 161V160H230ZM246 161V160H245ZM244 161V162H245ZM46 162V161H45ZM51 162V161H50ZM54 162V161H53ZM52 162V163H53ZM56 162V161H55ZM87 162V161H86ZM113 162H111V163H113ZM218 162V161H217ZM229 162V161H228ZM227 162V163H228ZM238 162V161H237ZM255 162V161H254ZM37 163H34V164H37ZM44 163V162H43ZM43 163H42V165H43ZM48 163V162H47ZM51 163V164H52ZM75 163V162H74ZM84 163V162H83ZM101 163V162H100ZM184 163H186V162H184ZM188 163V162H187ZM50 164V163H49ZM50 164V165H51ZM90 164V163H89ZM92 164V163H91ZM97 164H98V162H97ZM96 164V165H97ZM102 164V163H101ZM100 164V165H101ZM110 164V163H109ZM189 164V163H188ZM201 164V163H200ZM220 164V163H219ZM219 164H218V166H219ZM234 164V163H233ZM232 164V162H231V165L232 166H235V164L233 165ZM238 164V163H237ZM242 164H244V163H242ZM242 164L240 163V165L241 166H237V167H241L242 168ZM32 165V164H31ZM42 165H41V167L39 166V164H38V166L41 168V169H47L48 168V165L45 163V165H47L46 167L47 168H42ZM53 165H54V163H53ZM79 164H77V166H78ZM93 165H94V163H93ZM95 165V166H96ZM99 165V164H98ZM104 165V164H103ZM181 165V164H180ZM179 165V166H180ZM222 165H225V164H222ZM222 165H221V167H222ZM248 165H249V163H248ZM250 165H252V164H250ZM254 165V164H253ZM62 166V167H61ZM73 166H74V164H73ZM76 166V165H75ZM84 166H85V164H84ZM89 166V165H88ZM87 166V167H88ZM105 166V165H104ZM227 166V165H226ZM230 166V165H229ZM229 166H227V167H229ZM258 166V165H257ZM1 167V166H0ZM34 168H35V166H33ZM55 167V166H54ZM54 167H53V169H54ZM80 167V166H79ZM83 167V166H82ZM86 167V166H85ZM84 167V168H85ZM98 167V166H97ZM96 167V168H97ZM108 167V166H107ZM182 167V166H181ZM184 167V166H183ZM187 167V166H186ZM191 167V166H190ZM223 167H225V166H223ZM222 167V168H223ZM244 167V166H243ZM252 167V166H251ZM259 167V166H258ZM77 168V167H76ZM92 168V167H91ZM112 168V167H111ZM174 168H176V167H174ZM178 168V167H177ZM187 168H189V167H187ZM192 168V167H191ZM220 168V167H219ZM235 168V167H234ZM248 168V167H247ZM256 168V167H255ZM1 169H3V167L1 168ZM29 169V168H28ZM28 169H27V171H28ZM39 169V168H38ZM37 169V170H38ZM57 169V168H56ZM69 169V168H68ZM72 169V168H71ZM82 169V168H81ZM80 169V170H81ZM88 169V168H87ZM90 169V168H89ZM183 169V168H182ZM225 169V168H224ZM238 169V168H237ZM5 170V169H4ZM21 170H23V169H21ZM33 170V169H32ZM37 170H36V172H37ZM50 170V169H49ZM49 170H48V173H49ZM60 170V169H59ZM79 169L77 170V171H80ZM92 170V169H91ZM177 170V169H176ZM176 170H174L175 172H176ZM191 170V169H190ZM215 170H217V169H215ZM230 170V169H229ZM235 170V169H234ZM251 170H252V168H251ZM257 170V169H256ZM30 171V170H29ZM28 171V172H29ZM34 171H35V169H34ZM34 171H33V173H34ZM39 171V170H38ZM66 171V170H65ZM68 171V170H67ZM74 171H76V170H74ZM73 171V172H74ZM76 171V172H77ZM87 171V170H86ZM105 171V170H104ZM106 171H107V169H106ZM110 171V170H109ZM183 171V170H182ZM223 171H225V170H223ZM231 171L232 170H230V173H231ZM236 171V170H235ZM239 171V170H238ZM247 171H248V169H247ZM246 171V172H247ZM44 172V171H43ZM54 172V170H52V172L51 173H53ZM55 172H57L56 170H55ZM82 172H83V169H82ZM84 172H85V170H84ZM93 172H95V169H93ZM175 172H173V173H175ZM179 172H180V169H179ZM185 172V171H184ZM183 172V173H184ZM200 172V171H199ZM213 172V171H212ZM243 172V171H242ZM245 172V171H244ZM4 172H2L1 174H3ZM50 173V174H51ZM87 173V172H86ZM96 173V172H95ZM178 173V172H177ZM181 173V172H180ZM183 173H181V175L183 174ZM185 173H187V172H185ZM184 173V174H185ZM214 173H216L215 171H214ZM217 173H218V170H217ZM219 173H220V170H219ZM228 173V172H227ZM253 173V172H252ZM261 173V172H260ZM27 174H30V173H27ZM47 174V173H46ZM46 174H45V172H44V174L43 175H45L46 176ZM55 173H53V174H51V175H54ZM88 174V173H87ZM93 173H91V175H92ZM179 174V173H178ZM222 175L220 176V177H222L223 176V172L221 173ZM245 174V173H244ZM244 174H242V176L244 175ZM256 174V173H255ZM255 174H253V175H255ZM25 175V174H24ZM56 175V174H55ZM85 175V174H84ZM94 175V174H93ZM172 175H174V174H172ZM171 175V176H172ZM229 176H231L230 174H228ZM236 175V174H235ZM249 175H250V173H249ZM252 175V176H253ZM1 176V175H0ZM27 176V175H26ZM48 176V175H47ZM170 176V177H171ZM179 176V175H178ZM218 176V175H217ZM216 176V177H217ZM232 176H234V175H232ZM231 176V177H232ZM246 176V175H245ZM256 176V175H255ZM117 177H120V180H118V178ZM224 178H225V176H223ZM228 177V176H227ZM247 177V176H246ZM245 177V178H246ZM260 177V176H259ZM1 178H3V177H1ZM92 178V179H91ZM117 178V179H116ZM169 178V177H168ZM167 178V179H168ZM224 178H222V179H224ZM245 178H243V177H241V174L240 175H237L236 176V183H235V185H239L240 183H244V181H243V179H245ZM252 178V177H251ZM257 178H258V176H257ZM50 180H51V177L49 178ZM57 179V178H56ZM55 178H54V180H56ZM97 179V180H98ZM166 179V180H167ZM178 179H179V177H178ZM263 179V178H262ZM48 180V179H47ZM52 180H53V176H52ZM51 180V181H52ZM247 180H249V179H247ZM257 180H259V179H257ZM20 182L22 181V180H19ZM95 181V180H94ZM171 181V180H170ZM172 181V182H173ZM210 181V180H209ZM229 181V180H228ZM253 181V180H252ZM15 182H16V180H15ZM14 182V183H15ZM47 182V181H46ZM45 182V185L47 184ZM55 182H57V181H55ZM89 182V181H88ZM161 182H163V183H161ZM221 182V181H220ZM225 181L223 180V183H224ZM249 182V181H248ZM254 182H255V179H254ZM264 182V181H263ZM12 183V182H11ZM14 183H12L11 185H13ZM51 183H54V182H51ZM58 183V182H57ZM87 183V182H86ZM226 183H227V181H226ZM232 183H233V181H232ZM247 183V182H246ZM48 184H50L49 183V180H48ZM61 184V183H60ZM60 184H56V188H57V186L58 185H60ZM89 184V183H88ZM91 184V183H90ZM92 184H94V182H92ZM167 184V183H166ZM210 184V183H209ZM214 184V183H213ZM245 184V183H244ZM249 184H252V183H249ZM264 184V183H263ZM2 185H3V183H2ZM164 185V184H163ZM196 185V184H195ZM248 185V184H247ZM255 185V184H254ZM8 186V185H7ZM13 186H15V185H13ZM42 186V185H41ZM48 186V185H47ZM46 186V187H47ZM88 186V185H87ZM162 186V185H161ZM221 186H223V185H221ZM260 185L258 184V186L257 187H259ZM5 187V186H4ZM43 187H45V186H43ZM49 187V186H48ZM47 187V188H48ZM170 187V186H169ZM173 187V186H172ZM174 187V188H175ZM194 187V186H193ZM209 187V186H208ZM214 187V186H213ZM213 187H212V191H213ZM240 187H241V185H240ZM239 187V188H240ZM251 187V186H250ZM263 187V186H262ZM0 188H2V186L0 187ZM6 189L8 188V187H5ZM11 188H12V186H11ZM36 188H38V187H36ZM52 188V187H51ZM63 188H65V187H63ZM162 188V187H161ZM165 188V187H164ZM216 188H217V186H216ZM223 188V187H222ZM232 188H234V186L233 185H231V184H226V185H224V190L222 189V191H224V192H226V196H224L223 194L224 193H222V191H220L219 190V192H221L222 193V195L223 196H219V194L218 195H216V193L215 194H213L212 195V192H211V195L212 196H210V197H212V199L210 200L211 202L213 201V203H214V206H218V209H219V206L222 204H220V202H222L223 200V197L224 198H228V200H229V202L230 203H232L231 205V207H233V208H236L237 207V209H236V211H238L239 209H238V206H239V204L237 203V199L239 198V197H237V196H235V194L232 192V193H230L231 192V190L233 191V189ZM252 188V187H251ZM6 189H4V191L6 190ZM184 189V188H183ZM189 189H191V188H189ZM188 189V190H189ZM193 189V188H192ZM196 189V188H195ZM194 189V190H195ZM215 189V188H214ZM219 189H221V188H219ZM245 189V188H244ZM243 189V190H244ZM260 189V188H259ZM264 189V188H263ZM3 190V189H2ZM1 190V191H2ZM39 190V189H38ZM42 190H44V188L42 189ZM63 190V189H62ZM209 190H211V189H209ZM234 190H235V188H234ZM238 190V192H241V191H239V189H236V191ZM257 190H258V188H257ZM8 191V190H7ZM6 191V192H7ZM14 191H16V190H14ZM65 191V190H64ZM248 191H249V189H248ZM256 191V190H255ZM254 191V192H255ZM12 192V191H11ZM36 192H37V190H36ZM63 192V191H62ZM196 192V191H195ZM200 192V191H199ZM198 192V193H199ZM253 192V191H252ZM253 192V193H254ZM13 193V192H12ZM60 193H61V191H60ZM197 193V192H196ZM243 193V192H242ZM245 193V192H244ZM256 193H258V191L256 192ZM255 193V194H256ZM260 193V192H259ZM258 193V194H259ZM261 193H262V195L261 196H264L263 195V191L261 190ZM11 194V193H10ZM40 194V193H39ZM46 194V193H45ZM50 194V193H49ZM48 194V195H49ZM53 194V193H52ZM52 194H50V196L52 195ZM210 194V193H209ZM234 194V195H233ZM237 194V193H236ZM250 194V193H249ZM43 195V194H42ZM54 195H56V194H54ZM61 195V194H60ZM59 195V196H60ZM199 195H202V194H199ZM199 195H197V197L199 196ZM38 196V195H37ZM40 196V195H39ZM38 196V197H39ZM57 196V195H56ZM58 196V197H59ZM208 196V195H207ZM250 196V195H249ZM260 196V197H261ZM27 197V196H26ZM43 197V196H42ZM46 197H47V195H46ZM195 197V196H194ZM204 197V196H203ZM202 197V198H203ZM209 197V196H208ZM254 197V196H253ZM257 197V196H256ZM41 198V197H40ZM248 198V197H247ZM251 198V197H250ZM28 199H29V197H28ZM44 199V198H43ZM196 199V198H195ZM201 199V198H200ZM199 199V200H200ZM207 199V198H206ZM206 199L204 200L205 202H208V201H206ZM209 199V198H208ZM207 199V200H208ZM241 199L242 198H240V201H241ZM249 199V198H248ZM252 199V198H251ZM254 199V198H253ZM262 199H263V197H262ZM45 200V199H44ZM137 200V201H136ZM225 200V199H224ZM235 200H236V203L237 204H235ZM256 200V199H255ZM257 200H258V197H257ZM261 200V199H260ZM264 200V199H263ZM29 201V200H28ZM202 201V200H201ZM226 201V200H225ZM249 201H252V200H246L245 198H243V201H241V204L243 205V203H247L248 202V205H249ZM33 202V201H32ZM45 202V201H44ZM195 202H196V200H195ZM224 202V201H223ZM253 202H254V200H253ZM257 202V201H256ZM260 202V201H259ZM259 202L257 203L258 205H259ZM261 202H262V200H261ZM183 203V204H182ZM203 203V202H202ZM264 203V202H263ZM124 204H128V205H131V206H133V205H136V208L138 207V208H140V210H139V212H136V210L138 209H136V208H134V207H131V208H128V207H125L124 206ZM207 204V203H206ZM209 204V203H208ZM227 204H228V202H227ZM226 204V205H227ZM254 203H252V206H254L253 205ZM256 204V203H255ZM204 205H205V203H204ZM229 206H230V204H228ZM227 205V206H228ZM244 205H246V204H244ZM251 205V204H250ZM199 206H201V205H199ZM198 206V207H199ZM203 206V205H202ZM251 206V207H252ZM260 206V205H259ZM194 207V206H193ZM209 207H210V205H209ZM212 207V206H211ZM210 207V208H211ZM225 207V206H224ZM241 207V206H240ZM239 207V208H240ZM243 207V206H242ZM262 207V206H261ZM189 208V207H188ZM187 208V209H188ZM205 208V207H204ZM206 208H208V207H206ZM213 208V207H212ZM223 208V207H222ZM221 208V209H222ZM232 208V209H233ZM243 208H247V207H243ZM243 208H242V210H243ZM249 208H250V206H249ZM253 208H255V206L253 207ZM4 209H6V208H3V210ZM185 209H186V207H185ZM184 209V210H185ZM215 209V207L213 208V210ZM251 209V208H250ZM7 210V209H6ZM50 210V211H51ZM191 210V209H190ZM199 210V209H198ZM205 210V209H204ZM207 210V209H206ZM212 210V209H211ZM211 210H209L210 212H211ZM217 210V209H216ZM223 210H224V208H223ZM226 210H228V207H226ZM234 210V209H233ZM241 210V209H240ZM249 210V209H248ZM257 210V209H256ZM262 210H264L263 208H262ZM5 211V210H4ZM51 211V212H52ZM188 211H189V209H188ZM208 211V212H209ZM215 211V210H214ZM219 212H220V210H218ZM222 211V210H221ZM230 211H231V209H230ZM247 211V210H246ZM250 211H252V210H250ZM261 211V210H260ZM3 212V211H2ZM184 212V211H183ZM192 212H193V210H192ZM200 212H201V210H200ZM213 212V211H212ZM226 212V211H225ZM225 212H224V214H225ZM240 212H242V211H240ZM255 212H257V211H255ZM259 212V211H258ZM258 212L256 213V214H258ZM262 212V211H261ZM4 213V212H3ZM216 213V212H215ZM221 213V212H220ZM229 213H231L232 214V212H228V214ZM233 213H234V211H233ZM236 213V212H235ZM246 213V212H245ZM251 213V212H250ZM250 213H249V215H250ZM57 214V213H56ZM58 214V215H59ZM184 214H185V212H184ZM199 214V213H198ZM202 214V213H201ZM207 214V213H206ZM223 214V215H224ZM262 214V213H261ZM2 215V214H1ZM6 215H7V213H6ZM186 215V214H185ZM203 215V214H202ZM205 215V214H204ZM210 215H211V213H210ZM210 215H208V216H210ZM217 215H218V213H217ZM223 215L221 214V216H220V218L221 219H218V221L221 223V224H218L219 225V227L220 228H223V229H225V230H223V231H221L220 232V230H219V228L217 229L216 227H214V231L212 232V234L211 235H209V236H205L206 235V233H205V235H204V238H203V242H202V246H204L205 248H203L204 250H207L209 247H216V248H218L219 250H221L220 252H223V250H226L227 249V247L228 246H231V244L232 245H234V248L236 247V250H238V247L240 246V244L238 245V247H237V244L234 242V240H233V238L232 239H230L229 237L230 236H232V235H228V234H226V232H227V229L230 231L231 229H230V227L231 226H227V227H224V224H223V222H222V217H223ZM227 215V214H226ZM249 215H247V216H249ZM3 216H4V214H3ZM190 216H191V214H190ZM198 216V215H197ZM216 216V215H215ZM245 216V215H244ZM252 216V215H251ZM262 216V215H261ZM264 216V215H263ZM189 217V216H188ZM200 217V216H199ZM206 216H204V218H205ZM219 217V216H218ZM235 217H236V215H235ZM255 217V216H254ZM259 217V216H258ZM191 218V217H190ZM200 218H202V216L200 217ZM207 218V217H206ZM211 218V217H210ZM215 218H217V216L215 217ZM224 218V217H223ZM227 218V217H226ZM1 219H3V218H1ZM114 219H116V220H118V222L117 223H115L114 222ZM188 219V218H187ZM186 219V220H187ZM196 219V218H195ZM203 219V218H202ZM212 219H213V216H212ZM235 220H236V218H234ZM239 219H240V217H239ZM239 219H237L238 221H239ZM242 219V218H241ZM246 219V218H245ZM248 219V218H247ZM190 220V219H189ZM188 220V221H189ZM197 220V219H196ZM195 220V221H196ZM217 220V219H216ZM236 220V221H237ZM252 220H253V218H252ZM258 220V219H257ZM54 221H56L55 219H54ZM150 221H152V219L150 220ZM192 221V220H191ZM195 221H193V223L195 222ZM204 221V220H203ZM211 221V220H210ZM218 221H216V223H218ZM231 221V220H230ZM236 221H235V224H236ZM249 221V220H248ZM259 221V220H258ZM258 221H256V223L258 222ZM145 222V223H144ZM152 222V223H153ZM199 222V221H198ZM207 222V221H206ZM209 222V221H208ZM250 222V221H249ZM254 222H255V220H254ZM150 223V222H149ZM149 223H147V224H149ZM151 223V224H152ZM196 223V222H195ZM194 223V224H195ZM203 223V222H202ZM212 223H213V221H212ZM234 223V222H233ZM244 223V222H243ZM261 223V222H260ZM259 223V224H260ZM25 224H26V222H25ZM28 224V223H27ZM54 224V223H53ZM139 224V225H140ZM194 224H192V225H194ZM206 224V223H205ZM210 224V223H209ZM227 224V223H226ZM229 224V223H228ZM30 225H32V224H30ZM34 225V224H33ZM32 225V226H33ZM138 225V224H137ZM155 225H156V223H155ZM189 225V224H188ZM196 225V224H195ZM213 225H215V223L213 224ZM234 225V224H233ZM237 225H239V224H237ZM247 227H245L244 226V224H243V226L245 227V229H243L242 228V230H246V232L247 233H245V234H247V236L246 235H244L243 233H241V234H243L244 235V238H243V240L241 241V244H242V242L243 243H246L247 244V241H249V238H248V234H249V232L251 231V230H254V231H257L256 229H254L255 228V225L253 224V222H251V226H250V223H248V222H246V224H245ZM25 226V225H24ZM144 226V225H143ZM142 226V228H144ZM198 226H199V224H198ZM197 226V227H198ZM203 226V225H202ZM205 226V225H204ZM204 226H203V228H204ZM206 226H208V225H206ZM217 226V225H216ZM140 227V226H139ZM152 227V226H151ZM194 227H196V226H194ZM200 227V226H199ZM234 227H235V225H234ZM264 227V226H263ZM262 227V228H263ZM9 228V227H8ZM33 228H34V226H33ZM60 228V227H59ZM141 228V227H140ZM139 228V229H140ZM239 228V227H238ZM257 228V227H256ZM259 228V227H258ZM31 229V228H30ZM29 229V230H30ZM84 229H86V228H84ZM135 229V228H134ZM134 229H133V231H134ZM138 229V228H137ZM146 229H148V226H147V228ZM154 229H156V227H154ZM161 229H162V227H161ZM160 229V230H161ZM165 229H167V228H165ZM192 229V228H191ZM191 229H189V231H191ZM198 229V228H197ZM196 229V230H197ZM206 229V228H205ZM210 229H211V227H210ZM236 229V228H235ZM11 230V229H10ZM28 230V231H29ZM35 230V229H34ZM87 230V229H86ZM141 230V229H140ZM150 230H151V228H150ZM156 230H159V228L158 229H156ZM179 230V231H180ZM222 230V229H221ZM234 230V229H233ZM261 230V229H260ZM26 231V230H25ZM63 231V232H64ZM136 231V230H135ZM134 231V232H135ZM147 231V230H146ZM145 231V232H146ZM149 231V230H148ZM155 231V230H154ZM186 231V230H185ZM195 231V230H194ZM208 231V230H207ZM236 231V230H235ZM239 231V230H238ZM7 232V231H6ZM5 232V233H6ZM72 232V231H71ZM140 232V231H139ZM170 232V231H169ZM173 232H175V231H173ZM177 232V234H180V233H178V231H176ZM175 232V233H176ZM182 232H183V230H182ZM237 232V231H236ZM241 232V231H240ZM245 232V231H244ZM4 233V232H3ZM34 233V232H33ZM65 233V232H64ZM69 233V232H68ZM67 233V234H68ZM74 233V232H73ZM109 233V234H108ZM135 233H137V231L135 232ZM152 233V232H151ZM159 233V232H158ZM171 233V232H170ZM195 233V232H194ZM231 233V232H230ZM252 233H253V231H252ZM29 234H32L31 233V230H30V232H29ZM72 234V233H71ZM71 234H69L70 236H72ZM75 234V233H74ZM73 234V235H74ZM107 234H108V236L109 237H112V234H113V239L112 240H107L106 239V237H107ZM155 234H157V233H155ZM154 234V235H155ZM173 234V233H172ZM235 234V233H234ZM238 234V233H237ZM77 235V234H76ZM75 235V236H76ZM134 235V234H133ZM136 235V236H137ZM192 235V234H191ZM190 235V236H191ZM252 235V234H251ZM7 236V235H6ZM11 236V235H10ZM30 236V235H29ZM32 236V235H31ZM137 236V237H138ZM151 236H152V234H151ZM176 236V235H175ZM13 237V236H12ZM67 237V236H66ZM77 237V236H76ZM136 237V238H137ZM154 237V236H153ZM165 237V236H164ZM177 237V236H176ZM186 237H188V236H186ZM236 237V236H235ZM237 237H239L238 235H237ZM3 238V237H2ZM8 238V237H7ZM32 238V237H31ZM30 238V239H31ZM80 238H82L81 240H80ZM163 238V237H162ZM251 238H253V237H251ZM257 238V237H256ZM256 238H255V240H256ZM13 239H14V237H13ZM165 239V238H164ZM189 239V238H188ZM187 239V240H188ZM47 240H49V239H47ZM157 240V239H156ZM159 240H161V237L159 238ZM239 240H240V238H239ZM252 240V239H251ZM250 240V241H251ZM254 240V239H253ZM264 240V238L262 239V241ZM9 241V240H8ZM11 241V240H10ZM70 241V240H69ZM73 241V240H72ZM149 241V240H148ZM166 241V240H165ZM165 241H164V243H165ZM235 241H237V240H235ZM258 241V240H257ZM30 242V241H29ZM28 242V243H29ZM74 242V241H73ZM145 242V243H144ZM185 242H186V240H185ZM191 242V241H190ZM189 242V243H190ZM9 243V242H8ZM11 243V242H10ZM46 243V242H45ZM47 243H48V241H47ZM75 243V242H74ZM188 243V250L189 251H186L185 252V250L183 251V250H181V248H179L180 249V251H178L179 253H183V254H185V257L184 258H182V259H180L179 258V255H178V259H180V261H178V262H176V264L177 263H180V264H188L189 262H191L192 260H194L195 262L196 261H198V260H196V258L197 257H199L200 258V256H201V258H205V257H207V258H211L210 256L212 255V253L210 252V251H208L207 250V252H204V250H200V252H202V255H200V253H198V252H196V249L194 248L195 246H194V244H192V243H190L189 244ZM239 243V242H238ZM253 243V242H252ZM31 244V243H30ZM73 244V243H72ZM132 244H135L133 247H131V245ZM158 244V242H154V245H157ZM175 244V243H174ZM186 244V243H185ZM250 244V243H249ZM248 244V245H249ZM256 243H254V245H255ZM258 244V243H257ZM161 245V244H160ZM159 245V246H160ZM181 245V244H180ZM183 246H184V244H182ZM181 245V246H182ZM201 245V244H200ZM254 245H252V246H254ZM261 245H263V244H261ZM260 245V246H261ZM32 246V245H31ZM35 246V245H34ZM33 246V247H34ZM46 246V245H45ZM49 247H50V243H49V245H48ZM48 246H46V247H48ZM194 246V247H193ZM197 246H199V245H197ZM197 246H196V248H197ZM243 246V245H242ZM242 246H240L241 248H239L240 250L239 251H237L236 252V250H235V252H236V254L234 253L233 254V252L231 253L232 254V256L231 257H233L232 259L230 258V257H228L227 256V259L225 258V259H223V257H225V256H222V255H220V256H222L221 258H222V260H221V263H218V264H260V263H262V260H261V258L259 257V256H261L260 254L258 255V256H253V258H251V259H247L246 257H242V254H243V251H245L244 249H243V247ZM259 246V245H258ZM258 246H256V247H258ZM6 247V246H5ZM44 247V246H43ZM48 247V248H49ZM85 247V248H84ZM149 247V246H148ZM178 247H179V244H178ZM177 247V245H176V247L175 248H178ZM187 247V245L184 247V248H186ZM201 247V246H200ZM233 247V246H232ZM244 247H246V246H244ZM45 248V247H44ZM56 248V247H55ZM54 248V249H55ZM157 248V247H156ZM184 248H182V249H184ZM216 248L214 249V250H216ZM226 248V249H225ZM229 248V247H228ZM247 248H248V246H247ZM250 248V247H249ZM254 248V247H253ZM261 248V247H260ZM264 248V247H263ZM262 248V249H263ZM2 249V248H1ZM28 249V248H27ZM30 249V248H29ZM32 249V248H31ZM36 249V248H35ZM40 249V248H39ZM51 248H49V250H50ZM86 249V250H85ZM199 249V248H198ZM201 249V248H200ZM231 249V248H230ZM262 249H258L259 251L260 250H262ZM60 250V249H59ZM175 250V249H174ZM177 250V249H176ZM211 250V249H210ZM219 250H216V251H219ZM243 250V251H242ZM249 250V249H248ZM250 250H251V248H250ZM250 250L247 252L248 254L250 253ZM254 250V252H256V249L254 248L253 249ZM252 250V251H253ZM1 251V250H0ZM27 251V250H26ZM25 251V252H26ZM55 251V250H54ZM89 251V250H88ZM92 251H91V253H92ZM229 251H231V250H229ZM259 251H257V252H259ZM28 252V251H27ZM30 252V251H29ZM47 252H48V250H47ZM55 252H57V251H55ZM90 252V251H89ZM97 252H96V254H97ZM156 252V251H155ZM159 252H160V250H159ZM171 252V251H170ZM220 252H219V254H220ZM35 253V252H34ZM51 253V252H50ZM58 253H59V251H58ZM95 253V252H94ZM153 253V254H152ZM173 253V252H172ZM213 253H215L214 251H213ZM218 253V252H217ZM252 253V252H251ZM27 254V253H26ZM30 254V253H29ZM32 254V253H31ZM57 254V253H56ZM61 254V253H60ZM96 254H93V255H96ZM182 254V256H184ZM218 254V255H219ZM223 254V253H222ZM247 254V255H248ZM256 254H258V253H256ZM255 254V255H256ZM262 254V253H261ZM1 255V254H0ZM37 255V254H36ZM54 255V254H53ZM200 255V256H199ZM214 255V254H213ZM3 256H4V254H3ZM19 256V255H18ZM25 256V255H24ZM30 256V255H29ZM58 256V255H57ZM57 256L56 257H53L54 259L55 258H57ZM92 256V255H91ZM157 256H159V255H157ZM167 256V255H166ZM170 256V255H169ZM169 256H167L168 258H169ZM176 256H177V254H176ZM176 256H175V259H176ZM182 256H180V257H182ZM202 256H204V257H202ZM217 256V255H216ZM249 256H251V254L249 255ZM264 256V255H263ZM16 257V256H15ZM63 257V256H62ZM163 257V256H162ZM190 257H192L193 259L191 260L190 259ZM213 257V256H212ZM218 257V256H217ZM6 258H7V256H6ZM17 258H19V257H17ZM16 258V259H17ZM52 258V259H53ZM164 258V257H163ZM161 259V261H162V263L161 264H172L171 263V260H173L172 258H174V257H172L171 259L169 258V259H167V258H165V259ZM228 258H230L229 260H228ZM23 259H25V258H23ZM37 258H35V260H36ZM53 259V260H54ZM95 259V258H94ZM97 259H98V257H97ZM174 259V260H175ZM198 259V258H197ZM263 259V258H262ZM10 260V259H9ZM12 261H13V258L11 259ZM28 260V259H27ZM26 260V261H27ZM57 260V259H56ZM62 259H60V262L62 263V261H61ZM91 260H92V258H90V262H91ZM154 260V261H153ZM177 260V259H176ZM175 260V261H176ZM189 260H191V261H189ZM209 260V259H208ZM220 260V259H219ZM24 261V260H23ZM63 261V262H64ZM94 261V260H93ZM92 261V262H93ZM174 261V262H175ZM200 261V260H199ZM202 261V260H201ZM200 261V262H201ZM214 261H216V260H214ZM16 262V261H15ZM18 262H19V260H18ZM50 262V261H49ZM58 262V261H57ZM56 262V263H57ZM59 262V263H60ZM193 262V261H192ZM264 262V261H263ZM12 263H14V261L12 262ZM24 263V262H23ZM26 264H27V262H25ZM30 263V262H29ZM33 263H34V261H33ZM51 263V262H50ZM64 263V264H65ZM86 263V262H85ZM95 263V262H94ZM93 263V264H94ZM97 263V262H96ZM197 263V262H196ZM8 264H10V262L8 263ZM19 264V263H18ZM21 264V263H20ZM32 264V263H31ZM35 264V263H34ZM37 264H39V263H37ZM49 264V263H48ZM58 264V263H57ZM84 264V263H83ZM91 264V263H90ZM154 264V263H153ZM193 264H194V262H193ZM198 264H199V262H198ZM201 264H210V262H208L207 261V259L205 260H203L202 262H201ZM213 264H215V263H213Z\"/></svg>","mask_w":264,"mask_h":264},{"label":"water","instance_id":"water-1","mask_svg":"<svg viewBox=\"0 0 264 264\" xmlns=\"http://www.w3.org/2000/svg\"><path fill=\"white\" fill-rule=\"evenodd\" d=\"M193 1H205L213 6H217L222 3H230L237 0H193ZM244 2V9L241 14L236 18L233 25V36L248 52L251 56L264 63V57L261 56L252 44H257V42L249 38L244 31V23L249 19L252 25L258 27L256 20V2L255 0H242ZM154 2V12L157 20L162 26L167 28V23L165 22L163 15L161 13V2L160 0H153Z\"/></svg>","mask_w":264,"mask_h":264}]
</instances>
